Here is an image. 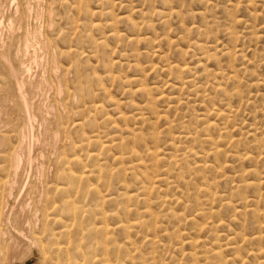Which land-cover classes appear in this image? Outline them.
I'll return each mask as SVG.
<instances>
[{
  "label": "rangeland",
  "instance_id": "obj_1",
  "mask_svg": "<svg viewBox=\"0 0 264 264\" xmlns=\"http://www.w3.org/2000/svg\"><path fill=\"white\" fill-rule=\"evenodd\" d=\"M2 1H3V3H2ZM18 1L19 2L21 1V2L19 3ZM18 1H16L17 2L16 3V2H13V0H8V1L7 0H0V4L2 3L0 5V11H1L0 12V20H2V18L4 20L1 23L2 25H0L1 28H3L0 30L2 31L1 32L2 37L4 39H0V43L5 42V43L0 44L1 45L0 49L2 50V48H3L2 46H4V44H5L4 48L8 49V50H5L3 48L4 49V50H2L3 53L0 50V57H2V55H3L4 57H2V58H5V60L0 58V71H5V74H4V72H2V73L0 72V74H1L0 79H3V81H4V83H2V81H0V90L2 87V89L5 91L4 92L2 90L3 92H0V111H1V113L3 112L2 114L0 113V125H1V127H0V140L2 139L0 142H1V145L4 143L2 146L0 145V147H1L0 150L2 152V153L0 152V155L10 154V153H12L11 151L16 150V151H19L18 154L20 153L19 157L21 155L19 160L20 159H21V161L26 160V162L24 164L26 168L24 169L23 168L24 165H21L20 171L22 170V168L24 171L20 172V176L18 178H20L22 174L26 173V171L28 169V172L25 175L29 176V177L26 176V178L28 177V179H29L28 182H32V183H29V185H28L29 189L27 187V190L30 192L29 196L30 197L34 196V193H32V192L35 189L38 190L40 188V187H37L38 185H42L44 182H49L50 180H53V177H52L54 174L53 172H56L58 170L56 162L58 161V157L61 153L67 154V152L69 151L68 155L66 156L67 159L70 160V159H72V157H74V158L79 157L80 160L81 159L83 160V159H85L83 156L85 155L84 152H86V150H87V152H90L92 154H94V153L96 154V150L99 148L98 149L99 152H97L98 154L100 153L99 155H101V156H99V158H101V160L100 159L99 160L102 161L103 157H104L106 162L104 164L103 161H105V160H103L102 163L100 161H97V163L99 162L98 164L99 165L101 164L100 167H104V168L100 169L99 167H96L99 165L96 164L92 160H90V161L85 160L82 162H83V164L88 163V164H86L88 167V169H86V170L92 171V170L99 168L96 170V172L97 173L102 172L100 174L106 175V174H109L107 172H110L109 167L112 168V166H115V167H113L115 169H119V167L122 168L120 165L116 166L117 163H115V162H114L115 164L112 163L113 162L112 161L113 160L112 155H113V152L116 153V151H118V145H120L122 143H126L129 139H130V141L133 140L134 144L132 143V141L131 142L128 141L126 143V145L125 144L120 145L121 149L125 148L123 150H124V152H126V151H129L130 149L135 148V150H137V152L140 151L139 154L143 153V151H144L143 148L145 146L148 147L150 145H151V147H153L152 150L157 152L156 155L168 154L170 152L172 153V151H168V150L173 149V148H171V145H169L173 142L172 144H173L174 148H176V152H177L176 155H180L182 152L185 151L186 148H189V149L193 148L194 151H196L197 154H199L201 157L200 158L189 157L187 159V161L185 162V160H184L183 163H182L183 160H180L177 158L178 159L177 164H176V165H178L177 171H175L177 166L172 167V166L167 165V163H168L167 159L163 160L161 162V164L159 165L160 168L162 167V170L166 168L163 166H167L170 170L172 168L171 171H173L172 175L174 177L173 176L168 177V179L170 181H173V182L179 181L180 182L181 180L176 178L177 175H180L185 179V182L187 183V188L182 187L184 189L180 188L181 187L180 185H183L181 182H180V184L174 183V186H173L174 188L177 186L178 187L177 189L179 191L185 193L184 194L185 197H183L182 195L177 196V194L171 193V191L175 192V190H173L172 188H169L171 191L168 189H166V190L163 189L164 194L167 192L169 194V191H170L171 194H169V195L167 194L168 199H171L170 195H173L172 199L173 198L174 199L171 200L170 205H173L174 207L173 206L172 207L177 208V209H172V210L177 211V213L180 212V214L183 213L182 215H184L185 217H191V215L194 214V208L196 207L197 203L199 205H197L198 207H196V209H198L199 207L200 208H207V207H209L208 204H211V205H213L214 209L219 214V217H217V219L221 221V225L216 229V232H212V231L208 232L207 230L202 229V228H201V230H199V229L192 230L191 229L192 226H190L188 222H186V223L182 222V223H180V225H178V224L174 223L175 221H173V219L171 217H168L167 219L163 220V223H162L163 225H160L162 229H167V231H169V233H173V232L175 233V230H177L180 227V229L183 233H186V234L189 233L190 234L189 237H192V239H194V240L196 239L195 241L199 242L200 245L202 243H204L203 245L205 247L202 245L203 247L199 246V247L191 248L192 246L187 244V243H183L182 245L180 244L181 246H179V243L181 241H179L177 243H175V240L169 241L168 236L162 235V234L156 235V237H157L156 240L159 242V246H156V245L155 246H151V245L148 246V244L141 241L142 234L140 232L139 235H137V234L131 235V238L129 240V242L132 241V243H134V245L136 247H138L140 250V251L138 250V252L134 253V259H133L134 264H140L138 261H140L144 264L145 263L153 264L154 263V261L152 260L153 257L156 259L155 261L157 264H174V263H177V262H175L176 260L178 262H180L181 256H179V255H181V254H184V255L194 254L195 256L198 254L197 256H198V258H200V257H203V255H204V254H202V252L205 253L206 251H209L212 247L213 248L223 247L224 244H228L227 243L228 241L231 242V240H230L231 238L232 239L235 238L236 242L239 245V248L241 250L239 255H241L242 260H243L242 264H263V262H264V185H263V183L264 182H261V181H263V179H264V0H56L57 3H54L55 0H48V1L47 0H44V1L43 0H27V1H29L28 3L25 0H18ZM58 1H60V2H58ZM4 2L7 5H5ZM24 2H25V4H24ZM43 2L44 3L46 2L45 5L41 4ZM13 3H15V4H13ZM51 3L54 4V6ZM10 4H11V7H10ZM17 4H18V6H17ZM19 4H22V6H24L25 8H23L21 5L19 6ZM33 4H35V5H33ZM40 4H41V6H40ZM55 4H56V6H55ZM15 6L17 8L22 7L24 9V13L22 12L23 11L22 8H20L21 10L20 9L17 10V8ZM31 6H32V8H31ZM1 7L3 9H1ZM28 7H30L31 9ZM37 7H38V9H37ZM42 7L45 9H43ZM26 8L29 10H27ZM46 9H48V10H46ZM52 9L55 11H53ZM136 9L138 12L135 11ZM15 11H17V12H15ZM39 11H40V13H39ZM50 11H52L53 14ZM131 11H132V13H131ZM13 12H15V13H13ZM134 12H136L137 14H134ZM174 12H175V14H174ZM108 13L111 14L112 16L114 15L113 17H115L117 15L116 19L113 18ZM2 14L4 17L1 16ZM12 14L14 15V17L17 18V20L14 17H13V19L10 18V17H12L11 16ZM27 14H29V15H27ZM30 14H31V16H30ZM40 14H43V15L40 16ZM19 15H23V17L22 16L19 17ZM119 15H121V16H120V21L118 22L119 19H117V18H119ZM128 15H129V17H128ZM24 16L26 19L24 18ZM35 16H37V17H35ZM122 16L128 17V18L125 19ZM40 17H42L43 19ZM50 17H51V19H50ZM22 18L25 20H23ZM109 18H110V20H109ZM20 19H21V21H20ZM41 20H42V22H41ZM108 20H109V22H108ZM121 20H123V21H121ZM49 21L51 22V25H50ZM8 22H10V23H8ZM113 22H114V24H113ZM134 22H136L137 24ZM19 23H22L21 26ZM93 23L97 26L93 25ZM107 23L109 24V26L112 24L113 27L112 26L109 27L107 25ZM130 23H131V25H130ZM9 24L11 26H14V27L9 26ZM23 24L25 25L24 28H23ZM33 24H35V25H33ZM90 24H91V26H90ZM98 24H99V27H98ZM41 25H42V27H41ZM43 25H45V26H43ZM88 25H89V27H88ZM8 26L11 28H8V30H7ZM51 26H52V28H51ZM136 26H138V28H136ZM34 27H35V29H34ZM12 28H15V29L13 30ZM18 28H20V30ZM26 28H29V31L26 32ZM9 29L13 30L12 35L10 33V36H9V37H11V39L8 38V36H7L8 33L11 32V30L9 31ZM41 29L44 31H42ZM58 29H59V32H62V33H59ZM73 29H76V30H73ZM85 29H87L88 31H86ZM15 30H17V31H15ZM39 30H41V32ZM50 30H52V31H50ZM89 30H91V31H89ZM3 31H4V34H3ZM47 31H50V32H47ZM53 31L54 32L57 31V32L54 33ZM15 32L17 34H15ZM24 32L26 34L39 32L37 37H36L39 40H29L30 42L26 41V36H25ZM111 32H113V33L116 32L118 35L116 33L112 34ZM132 33L136 34L135 36L138 35L137 37H141L144 40L141 38L138 39L134 35H130ZM13 34H15V35H13ZM40 34L42 37L40 36ZM42 34H44V35H42ZM45 34L47 37L45 36ZM62 34H64V36ZM111 35L113 37H109ZM115 35H117V36H115ZM129 35H130V37H128ZM13 36L16 39H13L12 38ZM18 37H19V40H18ZM59 37L65 38V39H60ZM114 37L116 39H114ZM131 37L134 38L132 41H131V39H132ZM40 38H42L44 41L41 42L42 39H40ZM128 39H130V40H128ZM140 39H141V41H138ZM2 40H4V41H2ZM23 40H25V41H23ZM52 40H54V41L56 40L55 42H57V43H55ZM6 41H8L9 43ZM14 41L15 42L19 41V42L15 43ZM51 41L55 44L51 43ZM134 41L140 42V43H135ZM20 42H22V43H20ZM36 42L37 43L39 42V43L36 44ZM131 42L134 45H132ZM12 43H15L14 44L15 46H13ZM19 43L21 44L20 46H19ZM29 43H31V44H29ZM42 43H43V45H42ZM44 43H45V47H44ZM23 44H24V46H23ZM34 44H35V46H33ZM30 45H32L33 47ZM36 45H37V47H36ZM46 47L48 48L47 51L45 50ZM67 47H69V48H67ZM13 48H14V50H13ZM22 48H23V51L25 50V52L22 51ZM36 49H38V50H36ZM41 50L43 51L42 53H41ZM36 51L38 53H36ZM74 51H76V52H74ZM8 52L10 54L13 53L15 56H13V54L12 55L8 54ZM31 52H33V53H31ZM56 52L61 53V54H63V52H64V54L60 55ZM66 52H68V54ZM72 52H74V53L72 54ZM28 53L32 54V55L29 56ZM35 53L37 55H35ZM133 53H135L137 55L136 59L134 58V57H136V55H133ZM6 54H8V55H6ZM17 55L22 57V59L20 60V57ZM55 55L58 57V58H56L58 61L56 59H54L56 57ZM16 56L19 58H17ZM35 56H36V60L38 58L39 60H42V61H39V60L36 61L35 60V63L36 62H39V63H37V64L33 63V58ZM40 56H42V57L40 58ZM132 56H134V57H132ZM29 57H31V59ZM43 57H45V58H43ZM130 57H132V58H130ZM128 58H129V60H128ZM6 59H8V60H6ZM17 59L20 61H18ZM24 59H25V61L28 59V61H26L27 63L24 61ZM52 59L54 62H52ZM21 61L24 63H22ZM63 61H64V63H63ZM9 62L11 64V66H13V67H11L9 65ZM125 62L130 63V65L125 64ZM6 63H7V65H6ZM55 64L58 67L60 66L59 68L62 67L63 69H66L68 71H66V70L63 71V69L61 68L62 72H63V73H61V70H59ZM70 64H72V66H69ZM199 64H201V65H199ZM135 65H137V66H135ZM18 66H19V68H18ZM24 66H26V68ZM36 66H38L40 68H37ZM176 66L180 67L179 69H181L182 67H184V68L187 67L188 69L187 68L186 69L188 71L186 70V71L182 72L180 70V73H177V72H179V70H177V69L174 70V68ZM8 67H10V68H8ZM23 67L25 68L24 71L26 73L22 71ZM42 67H44V68H42ZM76 67H78L77 70H79V71L76 70ZM7 68L12 69V70L10 71ZM14 69H16V71L18 70L20 72L17 71V73H16V72H14L15 71ZM29 69H30V71H29ZM37 69H39L41 72ZM142 69L144 71H142ZM204 69H206V71ZM45 71L48 73H46ZM76 71H77V74H76ZM210 71L213 73H211ZM29 72H31V73H29ZM204 72L205 73L208 72V73L205 74ZM18 73H20L22 75H17ZM44 73H45V75H42ZM73 73H75L74 74L75 76H73ZM217 73H220V75ZM30 74H32V75H30ZM36 74H37V76L35 77ZM190 74L191 75L194 74L193 75L194 77L191 76ZM212 74L217 75V76H215L216 77L215 79L213 78L214 75H212ZM221 74H223V75H221ZM15 75H17V76H15ZM24 75L28 76L29 78L26 77L25 80H23ZM38 75H40V76H38ZM78 75H79V79L75 78ZM203 75H204V77H203ZM226 75H227V77H226ZM14 76L16 78L12 79V78H14ZM18 76H20V77H18ZM30 76H32L34 78H32V77L30 78ZM62 76H63V79L66 78L65 79L66 82L62 81L63 83H61V81L58 80L59 78L62 79ZM230 76H232V78H230ZM37 77H40V78H37ZM17 78H19V79H17ZM54 78L57 80H54ZM72 78H73V80H72ZM184 78H186L185 79L186 81H188L187 79L189 78V84H187L188 82L183 81ZM192 78L194 79V81H191ZM202 78H205V80H203ZM38 79L40 81L42 80L41 83H40V81H37ZM77 79L79 80L78 81L79 85L77 84V82H75V81H77ZM134 79H138V81L137 80L134 81ZM179 79H183V80H179ZM27 80L29 82L26 83L25 81H27ZM31 80L34 82L37 81L38 84L35 86V84L37 82L35 84H33L34 82H31ZM44 80H47V81H44ZM48 80H50V81H48ZM14 81H16V82H14ZM199 81L201 84H203L205 86L201 85L202 87H198L197 85H200V84H198ZM20 82L23 83L24 85L26 84L28 88H26V86H24L23 84L21 85ZM47 82H49V83L47 84ZM69 82L70 83L72 82V83L70 84ZM138 82H140V84ZM184 82H186V83H184ZM191 82H193V83L190 84ZM12 83L15 84L16 86H13ZM16 83H19V84H16ZM64 83H66L65 87L67 89L64 87ZM137 83H138V85H137ZM54 84H56V85H54ZM72 84H74V85L76 84V85L74 86ZM84 84H87L86 86L89 88L86 89ZM99 84L101 86H98ZM186 84L188 86L192 85L189 88L187 87L190 90H191V87H193L191 90V93L188 92L189 95H188L187 91H190V90H185V88H186L185 86H187ZM194 84H197V85H194ZM17 85H19V86H17ZM42 85H44V86L48 85V86L42 87ZM61 85H62V87H61ZM142 85H144L145 87H143ZM173 85H174V87L176 86L175 89H174ZM180 85H182L181 87L183 89L181 87H179V88L177 87ZM30 86H35L38 89L35 90L36 89L35 87H30ZM39 86H41V87H39ZM49 86H51L52 88ZM59 86L61 87L60 89L58 88ZM76 86H78V87L80 86L79 89L82 91L78 90V87H77V89L74 88ZM139 86L146 89L148 96L150 98L152 97V99L155 100V103H154L155 105L153 104L154 105L153 107H155V108H153L155 115H153L152 110H149V112L148 111L144 112V110H148V109H146L147 106L149 105L147 103H149L152 99L149 100L148 99L149 97H147L146 94L141 95L140 94L141 92L138 89H136V88H141ZM7 87L9 89H10V87H13L16 89L11 88L12 91L10 90V92H9L7 90L8 89ZM18 87L24 88L23 89L24 96H27V99L30 98L33 94H35L34 95L35 98H33L34 96H32L30 99H28L29 105H30L29 106V112H32V114L30 113L31 116L32 115L35 116V117L32 116L34 120L33 119L31 120V122H32L31 124H33L35 122L36 124H33V125L38 126V127H33V125L30 124L31 125V128H30L28 126L27 121L24 122L26 120L25 119L26 116H22V115H25L24 109H22L20 102L17 101L18 100V96H17L18 95V90H17ZM30 88L31 89L35 88V89H32L33 90V92H32V90ZM57 88H58V90H57ZM90 88H92V91ZM102 88H103V90H102V92H100ZM176 88H178L179 90L180 89H182V90L179 91ZM194 88H196L195 91L193 90ZM215 88H216V91H215ZM25 89L26 90L30 89L31 92L30 93L28 92L29 94L28 93L25 94L27 92ZM68 89H69V91H68ZM95 89H100V91L95 90ZM130 89L133 91L135 90V91L130 92ZM43 90H45V91L48 90V91L46 92V94H44L45 91H43ZM59 90H61V92ZM70 90L72 93L70 92ZM36 91L38 94L36 93ZM41 91H43V92H41ZM55 91H57V93ZM58 91H59V93H58ZM85 91L88 92V94ZM97 91H99V93H97ZM127 91H129L130 94H128ZM192 91H194V92H192ZM65 92L68 95L64 97L65 94H63V93H65ZM68 92H70V93H68ZM80 92H82L81 94H83V95H81ZM91 92L96 96L92 95ZM105 92H106V94H104ZM183 92H185V93H183ZM16 93H17V95H16ZM42 93H43V95H42ZM54 93H56L57 95ZM100 93L102 95H100ZM178 93H180V94H178ZM186 93L188 96L186 95ZM8 94H10L11 98ZM39 94H40V96H38ZM61 94L63 97L61 96ZM183 94L186 96H184ZM77 95L79 97H76ZM87 95H92L91 97L88 96L91 99L88 100V97H86ZM181 95H183V97ZM195 95H196V97H195ZM106 96H108V97H106ZM169 96H171L172 98ZM173 96L174 97L178 96V97H175V99H173L174 98ZM46 97H48V98H46ZM80 97L83 99L82 100L79 99ZM154 97H156L157 99ZM7 98L8 99L10 98V101L7 100ZM36 98H39V99H36ZM93 98L95 100L92 101ZM167 98H171L169 100L174 101V102L165 101V99L167 100ZM179 98H182V99H179ZM44 99H46V100H44ZM176 99H178V100H176ZM3 100H5V102H3ZM11 100H12V102H11ZM42 100H44V101H42ZM55 100L58 102H56ZM90 100L92 101V103H89V102H91ZM7 101H9L11 103H9ZM32 101H35L36 103L32 102ZM109 101L110 102L112 101L111 102L112 104ZM176 101H177L178 106L175 103ZM178 101H180V103ZM185 101H186V103H185ZM16 102H18V103H16ZM156 102H160V103H156ZM2 103H3V105H2ZM12 103H13V105H12ZM38 103H39L40 109L38 108V105H37ZM82 103L84 105H87V106L81 105ZM96 103H98V104H96ZM114 103L117 105L115 106ZM51 104H52V106H51ZM91 104L93 105L92 110H91V107H92ZM146 104H147V106H145ZM173 104L176 106H174ZM44 105H46V107H49V106L50 107L49 108L43 107ZM80 105L83 107H80L81 109L79 110ZM112 105H114V106H112ZM134 105H136V106H134ZM137 105L140 108H141V106H143L142 107L143 110H142V108L140 109ZM31 106H33V108ZM171 106H173V108H176V109H173ZM3 107H4V109H3ZM76 107L78 110L76 109ZM116 107L117 108L119 107V108L117 109ZM136 107L139 109H136ZM52 108H53V110H52ZM228 108H229V110H228ZM1 109H3V110H1ZM5 109H6V111H4ZM8 109H10V110H8ZM30 109H31V111H30ZM88 109H90L91 112ZM43 110H45V111H43ZM85 110H87L86 111L87 113L85 112ZM140 110H141V113H140ZM36 111H38V112H36ZM76 111H78V112H76ZM99 111H101V113H99ZM221 111L225 115L226 114L231 115V116L233 115L232 118H231V116H228V118L226 117L223 121V120H218V118L213 116V113L215 115V113L221 112ZM46 112H48L49 114L47 115ZM82 112H84V113H82ZM96 112H98V113H96ZM116 112H117V114H116ZM228 112L230 114H228ZM21 113H22V115H21ZM50 113H52V114H50ZM81 113L84 115H81ZM118 113L119 114L123 113L124 115H126L124 117L125 119L124 118L121 119V117H123V116L119 117ZM144 113H146V114H144ZM207 113H209V114H207ZM211 113H212V115H210ZM16 114H18V115H16ZM40 114H42V116L46 119V121L43 122L44 118L42 116H40ZM102 114H105V115L108 114L109 116H107V117H110L109 118L110 120H108V118L105 115H104L105 117H103ZM135 114H140V115H135ZM151 114L154 117L155 116H157V117L154 118L151 116ZM59 115H60V117H59ZM113 115H115V116H113ZM158 115H160V116L163 115L164 117L163 116L160 117ZM16 116L18 118L21 117V118H19L20 122L17 121L18 118L14 119V117H16ZM130 116H132V119L130 118ZM137 116L138 117L140 116L142 118V120L138 119ZM202 116L205 117L207 120L212 119L211 121L208 120L205 122H210V124H214V125L216 124L218 126V129H217V126L215 125L216 128H212L210 130V132L208 133L212 137V140L210 141L211 144L209 142L207 143L203 137L200 139L195 137V138H197V140L194 139L192 141L180 139V137L182 138V134H181L182 132L181 131H183L185 129V127H186V130H189V131H191V127H192V131L196 130L200 126H201V128L199 129V131L202 128H204V126H203L204 120L202 122H200L203 118ZM207 116L208 117L211 116V117L208 118ZM54 117L58 120V122H57V120H55ZM101 117H103V118H101ZM151 117L154 118L155 120L154 119L149 120V118H151ZM213 117L215 119H213ZM35 118H36V120H35ZM52 118H53V120H51ZM62 118L66 119V120L64 121V119H62ZM93 118H95L96 120ZM229 118H230V121H228ZM60 119H62V120L60 121ZM105 119L107 121H109L110 124H108L107 121H104ZM114 119H116V120H114ZM117 119L120 121H117ZM136 119H138V120H136ZM146 119H148L149 121H147ZM21 120H23V121H21ZM39 120H41V121H39ZM85 120H86V122H85ZM93 120H95V121L93 122ZM198 120H200V121H198ZM213 120H215V121H213ZM111 121H115L116 124H115V122H112L113 123L112 124ZM126 121H129L131 125L127 124V127H126V125L124 123ZM219 121H221V122H219ZM47 122H50V123H47ZM53 122H56L58 126L56 125V123H54V125H53ZM87 122L88 123L90 122L91 124L93 123L92 126H91V124H89V126L85 125V124H88ZM120 122L122 124H120ZM129 122H126V123H129ZM134 122H139V123L135 124ZM149 122H151V124ZM168 122L170 123V127H169ZM211 122H214V123H211ZM217 122H219V123H217ZM45 123L48 124L47 127H46L47 124H45ZM59 123L60 124L62 123L60 127H59ZM65 123L67 125L72 123L71 124L72 127H71V125H69L70 127L67 126ZM82 123H84V124L82 125ZM118 123L123 128H121V126ZM123 123L125 126L123 125ZM224 123H225V125H224ZM11 124L15 125V126L13 125L14 128L17 129L15 132L11 131V130H10L11 132L9 131V129H11L10 127L12 126ZM39 124H42V125H39ZM76 124H78L76 126L77 130L74 127V125H76ZM103 124L106 125V127L103 126ZM178 124H180L181 126ZM218 124H220V125H218ZM62 125H66V126H62ZM93 125L95 128H96V126H98V127L95 129L93 127ZM107 125H109V126H107ZM110 125H111V127H110ZM115 125H116V128H115ZM133 125H135V127L138 128V130H135L136 128H134ZM187 125H189V126H187ZM221 125H223V127ZM6 126H7V128H6ZM26 126H27V128H26ZM39 126H42V127H39ZM84 126H86V127H84ZM112 126H113V128H112ZM128 126H131V127H128ZM194 126H195V128H194ZM61 127H63V129ZM89 127L92 128L94 132L92 130H90ZM182 127H183V130L180 129ZM188 127H190V128H188ZM219 127H222L224 130L222 128H219ZM21 128L22 129L26 128L27 130L23 129V131H24L23 132ZM32 128H34V129H32ZM44 128H46L47 130H45ZM84 128L85 129L88 128L89 130L88 129L85 130ZM128 128H129V130L132 128L134 129V130H131V132L137 131L136 132L137 134L134 133L135 136H132L133 139L128 138L129 133H130V132H127L128 130L126 131V129H128ZM6 129H8V130H6ZM41 129H43V130H41ZM81 129H82V131L80 132ZM117 129H119L118 130L119 132L117 131ZM151 129H154V131H152ZM220 129H222V130H220ZM52 130H54V131H52ZM98 130H100V131L97 133ZM112 130H113L114 134L110 135V133H112ZM114 130H115V132H114ZM32 131H33V134H32ZM60 131H61V133H60ZM151 131H152V133H154L153 135H151L152 134ZM19 132H20V134H19ZM36 132H37V134H36ZM78 132L81 135H79ZM124 132H125V134H124ZM138 132H141V133L139 134ZM194 132H196V131H194ZM7 133H9L8 136H7ZM46 133H49L47 135L48 137L47 136L45 137ZM53 133H54V135H53ZM103 133H105V134H103ZM115 133L122 136V138L128 139V140H124V142H123V139L121 140V137L116 135ZM39 134H40V137H39ZM56 134H58L59 139H61V140H59L58 137H57V139L55 138ZM199 134L200 133H198V135ZM14 135H16V136H14ZM21 135H24L21 137L23 140L20 138ZM28 135H30V136H28ZM75 135H78L79 139H76L77 136H75ZM140 135L143 137L142 140L144 142H142L141 139H138ZM150 135L153 138L149 137ZM68 136L70 138H68ZM73 136L75 137V140H74V138H72ZM84 136H88V139H87V137H84ZM91 136H94V137L90 138ZM99 136H101V137H99ZM109 136H110V138H109ZM141 136H140V138H141ZM63 137L66 139L68 138L67 140H69V141H67ZM82 137H84L85 139ZM116 137H118L119 140H117ZM198 137H201V136L199 135ZM36 138H41V139H36ZM94 138L96 139L95 140L96 143L94 142ZM27 139H28V141H27ZM89 139H91L92 142H94L92 145H90L92 142ZM105 139H107V140L104 141ZM111 139H113V140L116 139V140H114V142L117 143V144H114L116 146L112 145L114 142H110ZM153 139H155V140L153 141ZM32 140H34V141H32ZM48 140H50V141H48ZM63 140H65V141H63ZM86 140H88V141H86ZM108 140H110V141H108ZM120 140L122 141V143ZM137 140H139V141L137 142ZM150 140H151V143H149ZM216 140L220 141V142H217ZM42 141H43V143H42ZM258 141H259V143H258ZM28 142H30V143H28ZM37 142H39V143H37ZM136 142L138 144H136ZM141 142H142V144H141ZM212 142L215 143L216 145L213 146L214 144ZM228 142H229V144H228ZM10 143H11V145H10ZM86 143L88 144V146H91V147L87 148L88 147L87 146V147H85L86 149L83 148L82 146H84ZM106 143H108V144L106 145ZM128 143H130V144H128ZM155 143H156L155 147L159 150H156V148L153 146V145H155ZM12 144H15V145H12ZM39 144H41V145H39ZM80 144H81V146H80ZM97 144L99 145L98 147L96 146ZM102 144L105 147L104 148L105 151L103 149H101ZM140 144H141V146L139 147ZM231 144L234 146H232ZM27 145L30 147L28 148ZM32 145H33V147H32ZM93 145L95 146V148ZM110 145H112V146H110ZM210 145H212L213 147H219L221 149L222 154H220V156L223 155L224 157L221 156L222 158H217V159H221L222 161L219 160L220 162H216V161H218L217 159H214L212 156L209 157L208 151L211 148H213ZM4 146L5 147L8 146V148L3 149ZM42 146H44V147H42ZM47 146H49V147L47 148ZM67 146H69V147H67ZM79 146L82 148L79 149L80 148ZM122 146H124V147H122ZM225 146H227V148ZM13 147H15V148H13ZM26 147H27V149H26ZM57 147H58V149H56ZM111 147H112V150L114 149L113 151L110 150ZM128 147H130V148H128ZM136 147H137V149H136ZM151 147H149V148L151 149ZM223 147H225L224 149H226V150H224ZM22 148H24L25 150ZM32 148H33V151H32ZM67 148H69V149L72 148L71 151L72 150L73 151L71 152ZM76 148H78L77 149L78 151L76 150ZM90 148L92 149L91 151H90ZM116 148H117V150H115ZM59 149H61V150H59ZM121 149H119V151L117 152L118 154H119V152L124 154V152H122L123 150H121ZM126 149H128V150H126ZM222 149L224 150V152ZM228 149H230V150H228ZM3 150H5L6 152ZM20 150H23V151L20 152ZM27 150H28V152H26ZM54 150H58V151H54ZM92 151H94V152H92ZM102 151L103 152L108 151L107 153H109V154H110V152H112V155H108L106 153H105L106 155L105 154L103 155V154H101ZM178 151L179 152L181 151V152L179 153ZM229 151H231L233 153H231ZM25 152L29 153L30 155L32 153V156L34 157V158L32 157L33 163L31 165H33V166L31 168L27 164V158H28L29 154H26ZM70 152L73 154H71ZM74 152L78 153L79 156L74 154ZM156 152H154V154ZM234 152L236 154H234ZM82 153H83V156H82ZM117 153L114 155H118ZM228 153H231L233 156L231 154H228ZM244 153H246V155ZM70 154H71V156H70ZM22 155L26 156L25 157L26 159L22 158ZM227 155H229V156H227ZM237 155H239V156L245 155L247 157H250L251 160H249V159H248V161L247 160H245V161L239 160L238 157H234ZM105 156H107V157L109 156V158L107 159V158H105ZM110 157H111V160H110ZM206 157H208V159H205ZM253 157H255V159ZM209 158H211L212 161L209 160ZM200 159L201 160L205 159L204 161L207 165H209V164L213 165L214 164L217 167H219V166L222 167V165H223V166H226V169L228 168L227 165L231 166V167H229V169H227V170L225 169V167H222L221 170H226L223 172L225 175L222 174L224 178L222 176L216 175V172H201L199 174H194V172L192 171V166H193L192 164L200 162ZM109 160L112 162H110ZM149 160L151 161V159H149ZM149 160H148V157H146L145 161L148 162ZM152 160H154L153 162H156L155 161L156 159H152ZM21 161H20V163L23 164L24 162H21ZM84 162H86V163H84ZM90 162L91 163L94 162V163L91 164ZM153 162H148L149 163L148 166H152ZM53 163L56 164L57 168H55V165H53ZM106 163H107V165H106ZM217 163H220L222 165H220V164L217 165ZM39 164L41 166L43 165L46 167L43 169V166H42V169H43L42 176H40L39 174L37 175L35 172H33L36 170L33 168L41 167ZM72 164H74V163L71 162V164L69 165L70 170L73 169L72 170L73 172L71 171L72 174L75 176H79L78 174L83 172L82 171L83 168L80 170L77 168V166H78L77 164H74L75 167H73ZM94 164H96V166ZM110 164H112V165H110ZM183 164H185L186 167ZM225 164H227V165H225ZM91 165H94L95 168ZM184 167L186 169L189 168L191 170L190 171L187 170V172H186L185 171L186 169H184ZM60 168H61V166H60ZM79 168H81V167H79ZM250 168H252V169H250ZM253 168L257 169V170H255L256 172H253L254 174L253 173L248 174L250 171L254 170ZM219 169L220 168H217V173L219 172ZM50 170H52V171L54 170V171L52 172ZM70 170H69V173H71ZM221 170L219 172L220 174L222 173ZM241 170H243V171H241ZM77 171H78V173H77ZM111 171H112V169H111ZM180 171L183 172V174L182 173L178 174V173H180ZM246 171L248 173H245ZM30 172L33 173L34 175H32ZM241 173L243 174V176H238V174L241 175ZM257 173H259V174L257 175ZM49 174H50V176H49ZM209 174L210 175L213 174V175H211L210 177L205 176V175H209ZM123 175H125L127 177H125ZM123 175H122V178L119 179V181L123 180V177H125V179H128V180H125V179L124 180L128 184V186L130 187L129 194L135 195V192H132V191H134V186H133L134 184L132 185V183H134L133 180L129 177V174L125 173ZM34 176H36V177L34 178ZM37 176H39V177H37ZM204 176H205V178H203ZM107 177H108V175H106V178ZM172 177L174 180L170 179ZM199 177L200 178L202 177V179H204V180H201ZM259 177H261L260 178L261 180L259 179ZM18 178L16 180V186H18L19 182H22L21 179L23 177L20 178V180ZM129 178H130V180H129ZM255 178H257L258 180ZM90 179H89L90 182L89 181H88V183L86 182L85 185H90V186L92 185V187L94 186V188H96V189L99 187L98 190L101 191V193H103V195L104 194H106V195L110 194L109 198L110 199L114 198L113 200L111 199L112 200L111 203H108V204L106 203V205L103 206L105 208L104 209L102 208V209L104 212L106 211L105 212L106 214H110V212L111 213L115 212L116 215H118L120 218L123 219L124 218L123 212L125 210H127V211H131L130 217H132V219H134V216H132L133 210L143 211L142 208H144L145 206L143 205V203H142V205L140 204V202H142V201H139V200H141V198L140 199L135 198V199H137L135 201H137L138 204L136 205L137 202H135V203L132 202V204L135 205L133 207H132V204L128 203V205H127L126 202L121 201V199H119V195L121 194L122 190H121L120 184L118 182H115V181H117V179L114 178L115 181L113 180V178L110 179L111 181H109V183L107 182L108 185H106L107 187H105V188H104V186L102 187V185H100V184H96V182H95L96 180L94 181L92 177ZM205 179H207V180H205ZM211 180L214 181L215 183L212 182ZM91 182H92V184H91ZM201 182H202V184H201ZM209 182H211V183L209 184ZM40 183H42V184H40ZM206 183H208V184H206ZM248 183L251 184V186H249V185L247 186ZM175 184H177V185H175ZM212 184H213V186H212ZM253 184L256 186H259V187H260V185H263L262 189L260 190V188H258V187L252 188ZM203 185H205V187ZM208 185H209V188L207 187ZM19 187H20V184H19ZM212 187H213V189H212ZM244 187L247 189H245ZM15 188H16V191H15V194H16V192H18V187H15ZM117 188H119V189H117ZM161 188H168V187L162 185ZM203 188L209 189L213 195L215 194L216 196L222 197L223 199H228V201L231 202L230 206L227 207L223 204H220L221 201H217V202L212 203L211 199H209L205 196L206 193H204L202 190H200ZM185 189H187V190H185ZM257 189H258V192L256 191ZM187 191H188L189 195H186ZM213 192H215V193H213ZM175 195H176V197H174ZM241 197H242V199H241ZM176 199L180 200V202L178 204H179V206L182 205L181 208L178 207V205L177 206L175 205V203H177ZM87 200L84 201L85 204L82 203L83 206L85 207V210H90V208H92L91 210L96 211L97 210V208H95L96 206L95 205L92 206L91 203L88 202ZM254 201H255V203H254ZM122 202H124V203H122ZM172 202H173V204H172ZM11 203H13V201L10 202V206L15 205V204H11ZM112 203H114V205H112ZM205 203H208V204L206 205ZM118 204L119 205L121 204L120 208H118L119 207ZM194 205H195V207H194ZM202 205H206V206H202ZM152 206H150V211L153 212L154 214H157V216H159L161 214L160 208L157 205H154V207H152ZM16 207H18V205H15V208L13 209V211L17 217L15 215H13V212L11 213V219H12L11 224H13V222L16 223L18 221L17 218H18V211H19L18 208L19 207L18 208H16ZM123 207L125 208V210ZM135 207H138V208L134 209ZM172 207L170 206V208H172ZM111 209L114 212L111 211ZM130 209H132V210H130ZM178 209H181V211H179ZM235 209L239 210V212H237L238 214L235 212ZM109 210H110V212H109ZM240 213H243V214H240ZM244 213H245V215H244ZM239 214H240V216H239ZM128 219H130V218H128ZM132 219H130V220H132ZM215 219L216 218L209 219L208 221L212 222ZM199 220L200 219H195V222L199 221ZM110 222L111 223L114 222V223L111 225ZM116 222H117V219L110 220V218H109L107 220V224L109 227H111V226L113 227L116 224ZM176 225H178L179 227H176ZM21 227H22V225H21ZM240 228H241V230H245L244 228H246L247 231H240ZM6 229H7L6 234L9 233V235H11V234H13V235H11V236L5 235L6 237L4 236V238L6 241L10 240L8 242H11V239L16 238L18 236V234L14 235V233L11 232L12 231L11 228H10L11 230L8 227H6ZM144 231L146 232V230H144ZM240 232H242V234H246V235L242 236ZM233 233H235V235ZM236 233L238 234V236H236L237 235ZM232 234L234 235V237ZM119 235H121V236H119ZM250 235H252V236H250ZM244 236H246V237H244ZM9 237H12V238L9 239ZM241 237L242 238L244 237V238L241 239ZM113 238L117 242L116 245L118 247H122L124 245L121 242L124 238V235H122L121 233L116 232L115 235H113ZM216 238L218 239V243L214 244L215 246H213L212 244L216 242ZM248 238H251V240L249 241ZM17 239H18L17 241L22 242V243L18 242L20 245L22 244V247L20 245H18L17 250H16L17 254L15 253V255H13L11 257L3 258V261H0L2 264H43L42 256L39 254L38 250L32 244L29 243V241H20L18 237H17ZM199 240L201 241V243ZM202 240H204V241L202 242ZM242 240H248L249 242H247V243L245 242L246 243L245 244V243H243L244 241L241 242ZM142 242H143V244H141ZM23 243H24V245H23ZM120 244H122V245H120ZM209 244H210V246H209ZM244 245H245V247H244ZM28 248H30V249H28ZM204 248H207V249H204ZM257 249H261V252H260V255L257 256L255 259L254 257H252L250 255V252L253 250L256 251ZM150 250H152V251H150ZM153 251L156 253H153ZM178 252H180V254ZM241 252H242V254H241ZM146 253H149V254L145 255ZM221 254H222V256H224V259L225 258L229 259V260H227L226 264H236V263H232V262L230 263L229 262L230 261V253L228 251H226L224 249V251H221ZM120 255H122V254H120ZM146 256H148V257L151 256V259L150 258L147 259ZM155 256L156 257L158 256V257L156 258ZM159 257L162 260V262H160ZM206 257H209V256H206ZM241 257H240V259H241ZM258 258L260 259V261ZM138 259H140V260H138ZM122 261H120V263H125V259H123ZM143 261H145V262H143ZM148 261H151V262H148ZM189 261H190L189 264H193L189 258H186L185 260L181 261L180 263L181 264H184V263L188 264ZM240 264H241V262H240Z\"/></svg>",
  "mask_w": 264,
  "mask_h": 264
},
{
  "label": "bare ground",
  "instance_id": "obj_2",
  "mask_svg": "<svg viewBox=\"0 0 264 264\" xmlns=\"http://www.w3.org/2000/svg\"><path fill=\"white\" fill-rule=\"evenodd\" d=\"M8 1V0H7ZM16 1H18V0H13V2H16ZM27 3L29 2V1H27V0H25ZM44 1V0H43ZM48 1V0H47ZM6 2V1H5ZM5 2H4V4H5ZM19 2V1H18ZM21 2V1H20ZM19 2V3H20ZM50 2V1H49ZM52 2V1H51ZM58 2H60V1H58ZM2 3H3V1H2ZM1 3V4H2ZM7 3V2H6ZM17 3V2H16ZM31 3V2H30ZM46 3V2H45ZM45 3L43 2V3H41V4H44L45 5ZM53 3V2H52ZM51 3V4H52ZM54 3H57L56 2V0H55V2ZM0 4V5H1ZM13 4H15V3H13ZM24 4H25V2H24ZM41 4H40V6H41ZM59 4V3H58ZM5 5H7V4H5ZM22 6V4H19V6ZM33 5H35V4H33ZM53 6H54V4H52ZM17 6H18V4H17ZM26 6V5H25ZM28 6V5H27ZM55 6H56V4H55ZM4 7V6H3ZM6 7V6H5ZM10 7H11V4H10ZM16 7V6H15ZM23 8H25L24 6H22ZM22 7H19V8H17V10H19L20 8H22ZM22 8V12L24 13V9ZM28 8H30V7H28ZM31 8H32V6H31ZM30 8V9H31ZM43 8V7H42ZM41 8V9H42ZM53 8V7H52ZM1 9H3L2 7H1ZM27 9V8H26ZM37 9H38V7H37ZM43 9H45V8H43ZM21 10V9H20ZM27 10H29V9H27ZM46 10H48V9H46ZM53 10V9H52ZM132 10V9H131ZM32 11V10H31ZM38 11V10H37ZM41 11V10H40ZM40 11H39V13H40ZM53 11H55V10H53ZM135 11H137V9L135 10ZM1 12V11H0ZM4 12V11H3ZM15 12H17V11H15ZM15 12H13V13H15ZM26 12V11H25ZM30 12V11H29ZM50 12H52V11H50ZM138 12V11H137ZM20 13V12H19ZM31 13V12H30ZM55 13V12H54ZM131 13H132V11H131ZM141 13V12H140ZM172 13V12H171ZM177 13V12H176ZM26 14V13H25ZM36 14V13H35ZM52 14H53V12H52ZM109 14V13H108ZM134 14H137L136 12H134ZM167 14V13H166ZM165 14V15H166ZM173 14V13H172ZM174 14H175V12H174ZM17 15V14H16ZM15 15V16H16ZM27 15H29V14H27ZM43 14H40V16H42ZM109 15H111V14H109ZM164 15V16H165ZM1 16H3V14L1 15ZM12 17H10V18H12L13 19V17H14V15L12 14L11 15ZM23 17V15H19V17ZM26 16V15H25ZM25 16H24V18H25ZM30 16H31V14H30ZM48 16V15H47ZM52 16V15H51ZM112 16V15H111ZM110 16V17H111ZM114 16V15H113ZM112 16V17H113ZM117 16V15H116ZM116 16L115 17H113V18H115L116 19ZM120 16L121 15H119V18H117V19H119L118 20V22L120 21ZM170 16V15H169ZM4 17V16H3ZM18 17V18H19ZM29 17V16H28ZM35 17H37V16H35ZM122 17H124V16H122ZM128 17H129V15H128ZM128 17H124L125 19L126 18H128ZM9 18V17H8ZM9 18V19H10ZM14 18H16V17H14ZM39 18V17H38ZM40 18H42V17H40ZM23 19V18H22ZM26 19V18H25ZM25 19H23V20H25ZM43 19V18H42ZM48 19V18H47ZM50 19H51V17H50ZM124 19V20H125ZM16 20H17V18H16ZM109 20H110V18H109ZM109 20H108V22H109ZM112 20V19H111ZM128 20V19H127ZM2 21H4L3 20V18H2V20H0V25H2L1 23H2ZM20 21H21V19H20ZM52 21V20H51ZM113 21V20H112ZM111 21V22H112ZM121 21H123V20H121ZM130 21V20H129ZM26 22V21H25ZM41 22H42V20H41ZM50 22V21H49ZM110 22V23H111ZM115 22V21H114ZM114 22H113V24H114ZM126 22V21H125ZM8 23H10V22H8ZM16 23V22H15ZM46 23V22H45ZM92 23V22H91ZM134 23H136V22H134ZM133 23V24H134ZM17 24V23H16ZM20 24V26H21V24L22 23H19ZM25 24V23H24ZM23 24V28H24V26L26 25H24ZM48 24V23H47ZM97 24V23H96ZM117 24V23H116ZM137 24V23H136ZM135 24V25H136ZM33 25H35V24H33ZM37 25V24H36ZM50 25H51V22H50ZM93 25H95L94 23H93ZM92 25V26H93ZM107 25L109 26V24L107 23ZM106 25V26H107ZM130 25H131V23H130ZM9 26H11L10 24H9ZM7 27V30H8V28H11V27H14V26H11V27ZM19 26V25H18ZM43 26H45V25H43ZM90 26H91V24H90ZM95 26H97V25H95ZM110 26H112L113 27V25L111 24ZM109 26V27H110ZM27 27V26H26ZM41 27H42V25H41ZM87 27V26H86ZM85 27V28H86ZM88 27H89V25H88ZM87 27V28H88ZM98 27H99V24H98ZM115 27V26H114ZM134 27V26H133ZM6 28V27H5ZM51 28H52V26H51ZM95 28V27H94ZM136 28H138V26H136ZM0 29H3V28H1V26H0ZM13 30L15 29V28H12ZM17 29V28H16ZM19 30H20V28H18ZM34 29H35V27H34ZM33 29V30H34ZM90 29V28H89ZM112 29V28H111ZM114 29V28H113ZM117 29V28H116ZM5 30V29H4ZM11 29H9V31H10ZM13 30H11V32H9L8 33V38H10L11 39V37H9L10 36V33H11V35H12V32H13ZM24 30V29H23ZM22 30V31H23ZM32 30V31H33ZM42 30V29H41ZM41 30H39L40 32H41ZM62 30V29H61ZM73 30H76V29H73ZM86 31H88L87 29H85ZM92 30V29H91ZM91 30H89V31H91ZM134 30V29H133ZM15 31H17V30H15ZM21 31V32H22ZM27 31H29V28H26V32ZM36 31V30H35ZM42 31H44V30H42ZM50 31H52V30H50ZM50 31H47V32H50ZM55 31V30H54ZM53 31V32H54ZM110 31V30H109ZM2 31L0 30V39H4L3 37H2V33H1ZM20 32V31H19ZM57 32V31H56ZM56 32H54V33H56ZM58 32H59V29H58ZM117 32V31H116ZM115 32V33H116ZM25 33V32H24ZM38 33L39 32H34V33H28V34H26L25 33V36H26V41H29V40H39L38 38H36L37 37V35H38ZM59 33H62V32H59ZM112 34H115V33H113V32H111ZM3 34H4V31H3ZM15 34H17L16 32H15ZM15 34H13V35H15ZM52 34V33H51ZM109 34V33H108ZM117 34V33H116ZM120 34V33H119ZM19 35V34H18ZM42 35H44V34H42ZM61 35V34H60ZM63 36H64V34H62ZM118 35V34H117ZM117 35H115V36H117ZM123 35V34H122ZM130 35H136V34H130ZM130 35L128 36V37H130ZM40 36H41V34H40ZM45 36H46V34H45ZM62 36V37H63ZM121 36V35H120ZM138 36V35H137ZM137 36H135L136 38H141V37H137ZM2 37V38H1ZM17 37V36H16ZM42 37V36H41ZM47 37V36H46ZM52 37V36H51ZM109 37H113L112 35L111 36H109ZM127 37V38H128ZM13 39H16V38H14V36L12 37ZM60 38V37H59ZM89 38V37H88ZM119 38V37H118ZM117 38V39H118ZM132 38V37H131ZM135 38V39H136ZM9 39V40H10ZM40 39H42V38H40ZM60 39H65V38H60ZM114 39H116L115 37H114ZM134 38H132L131 39V41L133 40ZM141 39H143V38H141ZM141 39L140 40H138V41H141ZM18 40H19V37H18ZM21 40V39H20ZM59 40V39H58ZM124 40V39H123ZM128 40H130V39H128ZM127 40V41H128ZM144 40V39H143ZM2 41H4V40H2ZM16 41V40H15ZM14 41V42H15ZM23 41H25V40H23ZM44 40L42 39V41L41 42H43ZM49 41V40H48ZM52 41H54V40H52ZM51 41V43H53ZM56 41V40H55ZM54 41V42H55ZM60 41V40H59ZM6 42H8V41H6ZM12 42V41H11ZM19 42V41H18ZM18 42H15V43H18ZM30 42V41H29ZM33 42V41H32ZM31 42V43H32ZM50 42V41H49ZM135 42V41H134ZM145 42V41H144ZM2 43H5V42H1L0 44H2ZM9 43V42H8ZM15 43H12L13 44V46H15L14 44ZM20 43H22V42H20ZM19 43V46L21 45ZM24 43V42H23ZM28 43V42H27ZM31 43H29V44H31ZM35 43V42H34ZM39 43V42H38ZM37 42H36V44H38ZM55 43H57V42H55ZM55 43H53V44H55ZM135 43H140V42H135ZM131 44L132 45H134L132 42H131ZM18 45V44H17ZM16 45V46H17ZM42 45H43V43H42ZM4 46H5V44H4ZM4 46H2L3 48H4ZM11 46V45H10ZM23 46H24V44H23ZM30 46H32V45H30ZM33 46H35V44L33 45ZM32 46V47H33ZM55 46V45H54ZM18 47V46H17ZM29 47V46H28ZM36 47H37V45H36ZM40 47V46H39ZM44 47H45V43H44ZM53 47V46H52ZM0 48H1V45H0ZM2 48V50H4ZM10 48V47H9ZM43 48V47H42ZM54 48V47H53ZM57 48V47H56ZM67 48H69V47H67ZM44 49V48H43ZM47 47H46V51H47ZM71 49V48H70ZM1 50V49H0ZM1 50V51H2ZM5 50H8V49H5ZM11 50V49H10ZM13 50H14V48H13ZM20 50V49H19ZM28 50V49H27ZM36 50H38V49H36ZM40 50V49H39ZM44 50V51H45ZM67 50V49H66ZM69 50V49H68ZM72 50V49H71ZM22 51H23V48H22ZM49 51V50H48ZM52 51V50H51ZM59 51V50H58ZM14 52V51H13ZM19 52V51H18ZM23 52H25V50L23 51ZM22 52V53H23ZM43 51L41 50V53H42ZM60 52V51H59ZM62 52V51H61ZM74 52H76V51H74ZM74 52H72V54L74 53ZM2 53H3V51H2ZM20 53V52H19ZM31 53H33V52H31ZM36 53H38L37 51H36ZM35 53V55H37ZM56 53H58V52H56ZM67 54H68V52H66ZM137 53V52H136ZM5 54V53H4ZM8 54H10L9 52H8ZM8 54H6V55H8ZM13 54V53H12ZM12 54H10V55H12ZM16 54V53H15ZM29 54V53H28ZM46 54V53H45ZM55 54V53H54ZM58 54H60V55H63L64 54V52H63V54H61V53H58ZM5 55V56H6ZM20 55V54H19ZM19 55H17V56H19ZM30 55H32V54H29V56ZM39 55V54H38ZM44 55V54H43ZM57 55V54H56ZM55 55V56H56ZM133 55H136L135 53H133ZM13 56H15L14 54H13ZM16 56V57H17ZM21 56V55H20ZM19 56V57H20ZM54 56V57H55ZM66 56V55H65ZM64 56V57H65ZM73 56V55H72ZM2 57H4L3 55H2ZM2 57H0L1 59H4L5 60V58H2ZM15 57V58H16ZM19 57H17V58H19ZM42 56H40V58H41ZM47 57V56H46ZM53 57V56H52ZM61 57V56H60ZM132 57H134V56H132ZM132 57H130V58H132ZM211 57V56H210ZM9 58V57H8ZM14 58V59H15ZM24 58V57H23ZM30 59H31V57H29ZM43 58H45V57H43ZM56 58H58L57 56L54 58V59H56ZM135 59L137 58V55H136V57H134ZM202 58V57H201ZM212 58V57H211ZM22 59V57H20V60ZM75 59V58H74ZM6 60H8V59H6ZM18 60V59H17ZM20 60H18V61H20ZM35 60H36V56L33 58V63H35ZM37 60H39L38 58H37ZM36 60V61H37ZM57 60V59H56ZM128 60H129V58H128ZM133 60V59H132ZM2 61V60H1ZM24 61H25V59H24ZM26 61H28V59L26 60ZM25 61V62H26ZM39 61H42V60H39ZM47 61V60H46ZM58 61V60H57ZM62 61V60H61ZM208 61V60H207ZM6 62V61H5ZM11 62V61H10ZM10 62H9V65L11 66V64H10ZM22 62V61H21ZM52 62H54L53 61V59H52ZM56 62V61H55ZM15 63V62H14ZM22 63H24V62H22ZM27 63V62H26ZM32 63V62H31ZM37 63H39V62H36L35 64H37ZM63 63H64V61H63ZM200 63V62H199ZM19 64V63H18ZM47 64V63H46ZM52 64V63H51ZM125 64H128V65H130V63H127V62H125ZM135 64V63H134ZM6 65H7V63H6ZM13 65V64H12ZM40 65V64H39ZM56 65V64H55ZM59 65V64H58ZM133 65V64H132ZM199 65H201V64H199ZM27 66V65H26ZM26 66H24L25 68H26ZM29 66V65H28ZM42 66V65H41ZM46 66V65H45ZM44 66V67H45ZM69 66H72V64H70ZM76 66V65H75ZM135 66H137V65H135ZM175 66V65H174ZM184 66V65H183ZM11 67H13V66H11ZM23 67V72H25L24 71V68ZM37 68H40V67H38V66H36ZM44 67H42V68H44ZM56 67H58L57 65H56ZM60 67V66H59ZM58 67V69L59 70H61V73H63L62 72V69L61 68H59ZM173 67V66H172ZM182 67V66H181ZM8 68H10V67H8ZM7 68V69H8ZM18 68H19V66H18ZM28 68V67H27ZM74 68V67H73ZM72 68V69H73ZM77 68L78 67H76V70H77ZM180 67H175L174 68V70H179V72H177V73H180V70L182 71V72H184V71H186L187 69L186 68H184V67H182L181 69H179ZM22 69V68H21ZM52 69V68H51ZM69 69V68H68ZM4 70V69H3ZM8 70H12V69H8ZM15 71L14 72H16L17 73V71H16V69H14ZM37 70H39V69H37ZM45 70V69H44ZM66 69H63V71H65ZM75 70V69H74ZM205 71H206V69H204ZM29 71H30V69H29ZM40 71V70H39ZM66 71H68V70H66ZM73 71V70H72ZM77 71H79V70H77ZM77 71H76V74H77ZM142 71H144L143 69H142ZM188 71V70H187ZM208 71V70H207ZM1 73L2 72H4V74H5V71H0ZM18 72H20V71H18ZM41 72V71H40ZM43 72V71H42ZM46 72V71H45ZM211 72V71H210ZM26 73V72H25ZM29 73H31V72H29ZM36 73V72H35ZM46 73H48V72H46ZM54 73V72H53ZM52 73V74H53ZM176 73V74H177ZM205 73V72H204ZM206 73H208V72H206ZM205 73V74H206ZM211 73H213V72H211ZM14 74V73H13ZM51 74V75H52ZM75 73H73V76H75L74 75ZM195 74V73H194ZM194 74H190L191 76H193ZM204 74V75H205ZM210 74V73H209ZM217 74H219L220 75V73H217ZM1 75V74H0ZM10 75V74H9ZM17 75H22V74H20V73H18ZM17 75H15V76H17ZM30 75H32V74H30ZM42 75H45V73L44 74H42ZM204 75H203V77H204ZM212 75H214V74H212ZM218 75V76H219ZM221 75H223V74H221ZM14 76V78H12V79H15L16 77ZM37 76V74L35 75V77ZM38 76H40V75H38ZM53 76V75H52ZM60 76V75H59ZM215 76H217V75H214L213 76V78L215 79L216 77ZM10 77V76H9ZM18 77H20V76H18ZM24 77V79L23 80H25V78L26 77H28V76H23ZM32 76H30V78H31ZM50 77V76H49ZM48 77V78H49ZM66 77V76H65ZM189 77V76H188ZM194 77V76H193ZM201 77V76H200ZM226 77H227V75H226ZM1 78V77H0ZM29 78V77H28ZM32 78H34V77H32ZM37 78H40V77H37ZM46 78V77H45ZM75 78H78L79 79V75L77 76V77H75ZM218 78V77H217ZM230 78H232V76H230ZM11 79V78H10ZM17 79H19V78H17ZM51 79V78H50ZM62 79H63V76H62ZM62 79H58V80H60L61 81V83H63L62 81H65L66 82V78H64L63 80ZM77 79V81H75V82H77V84H78V80ZM139 79V78H138ZM138 79H134V81H138ZM186 78H184V80L183 79H179V80H183V81H186L185 80ZM200 79V78H199ZM203 80H205V78H202ZM22 80V79H21ZM22 80V81H23ZM36 80V79H35ZM54 80H57V79H55L54 78ZM72 80H73V78H72ZM129 80V79H128ZM131 80V79H130ZM188 81H186V82H188L187 84H189V78L187 79ZM227 80V79H226ZM0 81H2V83H4V81H3V79H0ZM12 81V80H11ZM21 81V82H22ZM37 81H40L39 79L37 80ZM36 81V82H37ZM42 81V80H41ZM41 81H40V83H41ZM44 81H47V80H44ZM48 81H50V80H48ZM59 81V82H60ZM71 81V80H70ZM191 81H194V79L192 78V80ZM13 82V81H12ZM14 82H16V81H14ZM18 82V81H17ZM20 82V84L22 85L23 83H21ZM26 83L27 82H29L28 80L27 81H25ZM31 82H34V81H32L31 80ZM36 82H34L33 84H35ZM54 82V81H53ZM129 82V81H128ZM186 82H184V83H186ZM49 82H47V84H48ZM55 83V82H54ZM57 83V82H56ZM70 83V82H69ZM72 83V82H71ZM70 83V84H71ZM139 84H140V82H138ZM138 83H137V85H138ZM183 83V84H184ZM193 82H191L190 84H192ZM13 84V83H12ZM16 84H19V83H16ZM38 84V82L35 84V86ZM53 84V83H52ZM59 84V83H58ZM57 84V85H58ZM81 84V83H80ZM177 84V83H176ZM186 84V85H187ZM198 84H200V85H197V84H194V85H197L198 87H202L201 85H203V84H201L200 83V81H199V83ZM24 85V84H23ZM54 85H56V84H54ZM53 85V86H54ZM60 85V84H59ZM63 85V84H62ZM62 85H61V87H62ZM72 85H74V84H72ZM71 85V86H72ZM76 85V84H75ZM74 85V86H75ZM79 85V84H78ZM85 85V87H86V89H88L89 87H87L86 85L87 84H84ZM13 86H16L15 84H13ZM17 86H19V85H17ZM24 86H26V88H28L27 87V85L25 84ZM23 86V87H24ZM35 86H30V87H35ZM44 85H42V87H43ZM48 85H46V86H44V87H47ZM66 86V83H64V87ZM98 86H101L100 84L98 85ZM143 87H145L144 85H142ZM182 85H180V86H177L178 88L179 87H181ZM185 86V85H184ZM190 86H192V85H190ZM190 86H185L186 88H185V90H190V89H188ZM203 86H205V85H203ZM39 87H41V86H39ZM49 87H51V86H49ZM60 86L58 87L59 89L61 88ZM77 87L78 86H76V87H74V88H76L77 89ZM80 87V86H79ZM79 87H78V90H80L79 89ZM139 87H141V86H139ZM143 87H141V88H136V89H138L141 93V95L142 94H146L147 95V97H149L148 96V94H147V90L146 89H144ZM172 87V86H171ZM173 87H174V85H173ZM176 87V86H175ZM175 87H174V89H175ZM188 87V88H187ZM218 87V86H217ZM5 88V87H4ZM8 88V87H7ZM11 88H13V87H10V89L8 88L7 90L10 92V90H11ZM36 88V89H35ZM35 88H32V89H35V90H37L38 88L37 87H35ZM52 88V87H51ZM58 88H57V90H58ZM66 88V87H65ZM178 88H176V89H178ZM182 88V87H181ZM192 88L193 87H191V90H192ZM221 88V87H220ZM219 88V89H220ZM13 89H16V88H13ZM23 89L24 88H20V87H18V95H17V93H16V95L18 96V100L17 101H19L20 102V105L22 106V109H24V113H25V115H22V113H21V115L22 116H26L25 117V121L24 122H26L27 121V123H28V126L31 128V125H33V124H36L35 122L33 123V124H31L32 122H31V120L33 119V117L32 116H34V115H30V113L32 114V112H29V100L28 99H30L32 96H34L35 94H33L30 98H28L27 99V96H24V92H23ZM31 89V88H30ZM26 90L27 92L25 93V94H27L28 92L30 93L31 92V90ZM42 89V88H41ZM64 89V88H63ZM67 89V88H66ZM65 89V90H66ZM85 89V90H86ZM91 89V91H92V88H90ZM183 89V88H182ZM182 89H180V90H182ZM195 89L196 88H194L193 90L195 91ZM218 89V90H219ZM3 89H2V87H1V90H0V92H3L2 91ZM16 90V91H17ZM56 90V89H55ZM72 90V89H71ZM71 90H70V92H71ZM95 90H99L100 91V89H95ZM102 90H103V88L101 89V91L100 92H102ZM127 90V89H126ZM179 90V89H178ZM179 90V91H180ZM191 90L190 91H187V93L189 92V93H191ZM12 91V90H11ZM43 91H45V90H43ZM43 91H41V92H43ZM48 90H46L45 92H44V94H46V92H47ZM54 91V90H53ZM60 92H61V90H59ZM59 91H58V93H59ZM68 91H69V89H68ZM77 91V90H76ZM80 91H82V90H80ZM99 91H97V93H99ZM106 91V90H105ZM135 91V90H134ZM133 90H131L130 89V92H134ZM149 91V90H148ZM194 91H192V92H194ZM215 91H216V88H215ZM5 92V91H4ZM14 92V91H13ZM32 92H33V90H32ZM40 92V93H41ZM56 93H57V91H55ZM70 92H68V93H70ZM86 92V91H85ZM130 92L129 91H127V93L128 94H130ZM28 93V94H29ZM36 93H37V91H36ZM56 93H54V94H56ZM72 93V92H71ZM82 92H80V94H81ZM87 94H88V92H86ZM90 93V92H89ZM92 93V92H91ZM183 93H185V92H183ZM187 93H186V95H187ZM189 93H188V95H189ZM32 94V93H31ZM38 94V93H37ZM63 94H65L64 95V97L65 96H67L68 94H66V92L65 93H63ZM104 94H106V92L104 93ZM133 94V93H132ZM178 94H180V93H178ZM177 94V95H178ZM9 96H10V94H8ZM42 95H43V93H42ZM57 95V94H56ZM79 95V94H78ZM76 96V97H79V96ZM81 95H83V94H81ZM92 95H94L93 93H92ZM92 95H87L86 97H91ZM100 95H102L101 93H100ZM99 95V96H100ZM184 95V94H183ZM183 95H181L182 97H183ZM186 95H184V96H186ZM187 95V96H188ZM38 96H40V94L38 95ZM37 96V97H38ZM59 96V95H58ZM61 96H62V94H61ZM94 96H96V95H94ZM180 96V95H179ZM2 97V96H1ZM7 97V96H6ZM16 97V96H15ZM63 97V96H62ZM69 97V96H68ZM88 97V100L89 99H91V98H89ZM104 97V96H103ZM106 97H108V96H106ZM110 97V96H109ZM161 97V96H160ZM169 97H171V96H169ZM174 97V96H173ZM175 97H178V96H175ZM175 97L173 98V99H175ZM195 97H196V95H195ZM10 98H11V96H10ZM10 98L8 99L7 98V100H9L10 101ZM17 98V97H16ZM33 98H35V96L33 97ZM43 98V97H42ZM46 98H48V97H46ZM55 98V97H54ZM67 98V97H66ZM154 98H156V97H154ZM162 98V97H161ZM172 98V97H171ZM171 98H167V100L165 99V101H171V100H169V99H171ZM36 99H39V98H36ZM35 99V100H36ZM59 99V98H58ZM79 99H83V98H79ZM109 99V98H108ZM147 99V98H146ZM149 100L150 99H152V97L150 98H148ZM157 99V98H156ZM164 99V98H163ZM172 99V100H173ZM179 99H182V98H179ZM44 100H46V99H44ZM44 100H42V101H44ZM63 100V99H62ZM93 100H95L94 98L92 99V101ZM176 100H178V99H176ZM185 100V99H184ZM2 101V100H1ZM9 101H7V102H9ZM38 101V100H37ZM56 101V100H55ZM60 101V100H59ZM87 101V100H86ZM91 101V100H90ZM92 101L91 102H89V103H92ZM158 101V100H157ZM163 101V100H162ZM3 102H5V100H3ZM11 102H12V100H11ZM11 102H9V103H11ZM32 102H35V101H32ZM40 102V101H39ZM56 102H58V101H56ZM81 102V101H80ZM110 102V101H109ZM112 102V101H111ZM110 102V103H111ZM171 102H174V101H171ZM179 103H180V101H178ZM16 103H18V102H16ZM36 103V102H35ZM47 103V102H46ZM45 103V104H46ZM84 103V102H83ZM81 104V105H84V104ZM116 103V102H115ZM114 103V104H115ZM119 103V102H118ZM155 100H151L149 103H147V104H149L148 106H147V104L145 105V106H147V108L146 109H148V110H144V112H146V111H148L149 112V110H152V112H153V115H155L154 113V111H153V108H155V107H153L155 104ZM156 103H160V102H156ZM176 103V105H177V101L175 102ZM185 103H186V101H185ZM32 104V103H31ZM96 104H98V103H96ZM112 104V103H111ZM120 104V103H119ZM154 104V105H153ZM248 104V103H247ZM2 105H3V103H2ZM1 105V106H2ZM12 105H13V103H12ZM18 105V104H17ZM38 105V108H39V103L37 104ZM79 106V110L81 109L80 107H83V106ZM92 105V104H91ZM90 105V106H91ZM117 104H115V106H116ZM121 105V104H120ZM157 105V104H156ZM174 105V104H173ZM176 105H174V106H176ZM48 106V105H47ZM51 106H52V104H51ZM84 106H87V105H84ZM96 106V105H95ZM112 106H114V105H112ZM134 106H136V105H134ZM138 106V105H137ZM151 106V107H150ZM178 106V105H177ZM7 107V106H6ZM32 108H33V106H31ZM43 107H46V105H44ZM50 107V106H49ZM49 107H46V108H49ZM54 107V106H53ZM120 107V106H119ZM118 107V108H119ZM139 107V106H138ZM143 106H141V108H142ZM157 107V106H156ZM172 108H173V106H171ZM45 108V109H46ZM96 108V107H95ZM117 108V107H116ZM115 108V109H116ZM117 108V109H118ZM140 108V107H139ZM139 108H137L136 107V109H139ZM140 108V109H141ZM145 108V107H144ZM227 108V107H226ZM3 109H4V107H3ZM3 109H1V110H3ZM40 109V108H39ZM76 109H77V107H76ZM85 109V108H84ZM93 109V105H92V107H91V110ZM173 109H176V108H173ZM8 110H10V109H8ZM52 110H53V108H52ZM78 110V109H77ZM90 112H91V110L90 109H88ZM100 110V109H99ZM142 110H143V108H142ZM155 110V109H154ZM221 110V109H220ZM227 110V109H226ZM228 110H229V108H228ZM4 111H6V109L4 110ZM15 111V110H14ZM30 111H31V109H30ZM42 111V110H41ZM43 111H45V110H43ZM47 111V110H46ZM87 110H85V112H86ZM136 111V110H135ZM157 111V110H156ZM223 111V110H222ZM217 112V113H215V115H214V113H213V116H215L216 118H218V120H223L224 121V119L227 117L228 118V116H231V115H225L223 112ZM36 112H38V111H36ZM76 112H78V111H76ZM213 112V111H212ZM230 112V111H229ZM228 112V114H230ZM0 113H1V111H0ZM3 113V112H2ZM1 113V114H2ZM42 113V112H41ZM47 113V115L49 114L48 112H46ZM82 113H84V112H82ZM81 113V115H84V114H82ZM87 113V112H86ZM89 113V112H88ZM96 113H98V112H96ZM99 113H101V111H99ZM139 113V112H138ZM140 113H141V110H140ZM151 113V112H150ZM157 113V112H156ZM19 114V113H18ZM18 114H16V115H18ZM43 114V113H42ZM42 114H40V116H42ZM50 114H52V113H50ZM116 114H117V112H116ZM123 113H121V114H119L118 113V115H119V117L120 116H123V117H121V119L122 118H124L126 115H122ZM143 114V113H142ZM144 114H146V113H144ZM207 114H209V113H207ZM46 115V116H47ZM80 115V116H81ZM103 115V117H107V116H109L108 114H102ZM101 115V116H102ZM105 115V116H104ZM135 115H140V114H135ZM152 114H151V116L152 117H154ZM210 115H212V113L210 114ZM50 116V115H49ZM57 116V115H56ZM100 116V115H99ZM113 116H115V115H113ZM158 116H160V115H158ZM161 116H163V115H161ZM160 116V117H161ZM233 116V115H232ZM232 116H231V118H232ZM2 117V116H1ZM35 117V116H34ZM39 117V116H38ZM43 117V116H42ZM41 117V118H42ZM59 117H60V115H59ZM103 117H101V118H103ZM136 117V116H135ZM149 118V120L150 119H154L155 117H157V116H155L154 118ZM164 117V116H163ZM203 117V116H202ZM208 117V116H207ZM211 117V116H210ZM210 117H208V118H210ZM15 118H18L17 116L16 117H14V119ZM19 118H21V117H19ZM19 118L17 119V121H19ZM44 118V117H43ZM50 118V117H49ZM55 118V117H54ZM99 118V117H98ZM108 118V120H110L109 118L110 117H107ZM113 118V117H112ZM115 118V117H114ZM127 118V117H126ZM130 118L132 119V116H130ZM134 118V117H133ZM137 118L138 119H140V120H142V118L139 116H137ZM204 118V119H203ZM202 118V120L200 121V120H198V121H200V122H202L203 120H204V122H203V126H204V128H202L200 131H199V129L201 128V126L199 127V128H197L196 130H193L192 131V127H191V131H189V130H186V127H185V129L183 130V127L182 128H180V129H182L183 131H181L180 133L182 134V138L180 137V139H183V140H190V141H192V140H194V139H196L197 140V138L198 139H200V138H204L205 140H206V142L208 143H210V141L212 140V137L208 134L209 132H210V130L212 129V128H216L215 127V125L214 124H210V122H205V121H208L205 117H203ZM62 119H64V118H62ZM62 119H60V121L62 120ZM82 119V118H81ZM93 119H95V118H93ZM125 119V118H124ZM123 119V120H124ZM128 119V118H127ZM138 119H136V120H138ZM157 119V118H156ZM159 119V118H158ZM206 119V120H205ZM213 119H215L214 117H213ZM3 120V119H2ZM34 120V119H33ZM35 120H36V118H35ZM51 120H53V118L51 119ZM55 120H57L56 118H55ZM66 119H64V121H65ZM79 120V119H78ZM96 120V119H95ZM95 120H93V122L95 121ZM114 120H116V119H114ZM122 120V121H123ZM129 120V119H128ZM147 121H149L148 119H146ZM155 120V119H154ZM212 119H210L209 121H211ZM21 121H23V120H21ZM39 121H41V120H39ZM38 121V122H39ZM44 121H46V119L44 118L43 119V122ZM48 121V120H47ZM72 121V120H71ZM81 121V120H80ZM98 121V120H97ZM96 121V122H97ZM104 121H107L106 119L104 120ZM117 121H120V120H118L117 119ZM125 121V120H124ZM132 121V120H131ZM152 121V120H151ZM213 121H215V120H213ZM228 121H230V118L228 119ZM227 121V122H228ZM16 122V121H15ZM20 122V121H19ZM51 122V121H50ZM50 122H47V123H50ZM57 122H58V120H57ZM63 122V121H62ZM73 122V121H72ZM85 122H86V120H85ZM112 122H115V121H111V123ZM126 122H129V121H126ZM126 122H124L125 123V125H126V127H127V124H129V125H131L130 124V122L129 123H126ZM219 122H221V121H219ZM219 122H217V123H219ZM226 122V121H225ZM41 123V122H40ZM47 123H45V124H47ZM54 123H56V122H53V125H54ZM88 123V122H87ZM107 123L108 124H110L109 123V121H107ZM124 123H123V125H124ZM135 124L136 123H139V122H134ZM148 123V122H147ZM150 124H151V122H149ZM211 123H214V122H211ZM31 124V125H30ZM44 124V125H45ZM52 124V123H51ZM50 124V125H51ZM62 124V123H61ZM61 124L59 123V127L61 126ZM66 124V123H65ZM72 124V123H71ZM71 124H66L67 126H69V125H71ZM84 123H82V125H83ZM89 124H91L90 122L88 123V124H85V125H88L89 126ZM93 124V123H92ZM92 124H91V126H92ZM113 124V123H112ZM115 124H116V122H115ZM119 124V123H118ZM120 124H122L121 122H120ZM119 124V125H120ZM168 124H169V127H170V123L168 122ZM167 124V125H168ZM181 124V123H180ZM180 124H178V125H180ZM185 124V123H184ZM221 124V123H220ZM220 124H218V125H220ZM12 125V124H11ZM14 125V124H13ZM12 125V126H13ZM18 125V124H17ZM39 125H42V124H39ZM49 125V126H50ZM56 125H57V123H56ZM55 125V126H56ZM66 125H62V126H66ZM78 124H76V125H74V127L76 128V130H77V126ZM81 125V124H80ZM124 125V126H125ZM192 125V124H191ZM224 125H225V123H224ZM10 127L11 129H9V131L11 130V131H16L17 129H15L14 128V126L13 127ZM24 126V125H23ZM48 126V124L46 125V127ZM58 126V125H57ZM96 126V125H95ZM103 126H105L106 127V125H104L103 124ZM107 126H109V125H107ZM118 126V125H117ZM121 126V125H120ZM134 126V128H136L135 127V125H133ZM132 126V127H133ZM181 126V125H180ZM187 126H189V125H187ZM197 126V125H196ZM217 126V125H216ZM222 127H223V125H221ZM0 127H1V125H0ZM19 127V126H18ZM33 127H38V126H34L33 125ZM39 127H42V126H39ZM70 127V126H69ZM68 127V128H69ZM71 127H72V125H71ZM83 127V126H82ZM84 127H86V126H84ZM93 127H94V125H93ZM98 126H96V128H97ZM101 127V126H100ZM110 127H111V125H110ZM109 127V128H110ZM128 127H131V126H128ZM168 127V128H169ZM222 127H219V128H222ZM3 128V127H2ZM6 128H7V126H6ZM14 128V129H13ZM26 128H27V126H26ZM26 128H23V129H26ZM62 129H63V127H61ZM90 128V127H89ZM95 128V127H94ZM95 128V129H96ZM104 128V127H103ZM112 128H113V126H112ZM115 128H116V125H115ZM118 128V127H117ZM121 128H123L122 126H121ZM188 128H190V127H188ZM194 128H195V126H194ZM193 128V129H194ZM22 129V128H21ZM23 129H22V131H23ZM32 129H34V128H32ZM45 130H47L46 128H44ZM57 129V128H56ZM70 129V128H69ZM68 129V130H69ZM85 129V128H84ZM86 129H88V128H86ZM85 129V130H86ZM107 129V128H106ZM125 129V128H124ZM217 129H218V126H217ZM223 129V128H222ZM222 129H220V130H222ZM227 129V128H226ZM5 130V129H4ZM6 130H8V129H6ZM27 130V129H26ZM38 130V129H37ZM41 130H43V129H41ZM50 130V129H49ZM75 130V129H74ZM89 130V129H88ZM90 130H92L93 131V129L92 128H90ZM119 129H117V131H118ZM122 130V129H121ZM128 130V131H127ZM131 130H134L133 128L132 129H130L129 130V128L128 129H126V131L127 132H130L129 133V136H128V138H132L133 139V137L132 136H135L134 135V133H136V132H134V131H132L131 132ZM135 130H138V128H136ZM140 130V129H139ZM152 131H154V129H151ZM224 130V129H223ZM10 131V132H11ZM34 131V130H33ZM33 131H32V134H33ZM52 131H54V130H52ZM82 131V129L80 130V132ZM91 131V132H92ZM100 130H98L97 131V133L99 132ZM152 131H151V133H152ZM194 131H196V132H194ZM226 131V130H225ZM3 132V131H2ZM8 132V131H7ZM21 132V131H20ZM20 132H19V134H20ZM24 132V131H23ZM28 132V131H27ZM44 132V131H43ZM47 132V131H46ZM49 132V131H48ZM64 132V131H63ZM94 132V131H93ZM92 132V133H93ZM114 132H115V130H114ZM119 132V131H118ZM123 132V131H122ZM156 132V131H155ZM26 133V132H25ZM24 133V134H25ZM29 133V132H28ZM27 133V134H28ZM40 133V132H39ZM60 133H61V131H60ZM68 133V132H67ZM76 133V132H75ZM85 133V132H84ZM83 133V134H84ZM107 133V132H106ZM110 133V132H109ZM117 133V132H116ZM115 133V134H116ZM139 134L141 133V132H138ZM150 133V132H149ZM198 133H200L199 135L201 136V137H198L199 135H198ZM6 134V133H5ZM14 134V133H13ZM22 134V133H21ZM36 134H37V132H36ZM41 134V133H40ZM40 134H39V137H40ZM49 133H46V135H45V137L48 135ZM59 134V133H58ZM58 134H56L55 135V138L57 139V137H58V139H59V136H58ZM64 134V133H63ZM77 134V133H76ZM78 134H79V132H78ZM82 134V135H83ZM103 134H105V133H103ZM108 134V133H107ZM111 134H114L113 133V130H112V133H110V135ZM124 134H125V132H124ZM137 134V133H136ZM154 133H152L151 135H153ZM9 135V133H7V136ZM11 135V134H10ZM53 135H54V133H53ZM79 135H81V134H79ZM96 135V134H95ZM116 135H118V134H116ZM122 135V134H121ZM149 136V137H152V136ZM12 136V135H11ZM14 136H16V135H14ZM19 136V135H18ZM22 136H24V135H21L20 136V138L22 137ZM28 136H30V135H28ZM27 136V137H28ZM66 136V135H65ZM70 136V135H69ZM68 136V138H70ZM75 136H77V138L76 139H79L78 138V135H75ZM118 136H120V135H118ZM141 136V135H140ZM140 136H139V138L138 139H141L142 140V136H141V138H140ZM181 136V135H180ZM34 137V136H33ZM48 137V136H47ZM84 137H87V139H88V136H84ZM84 137H82V138H84ZM92 137H94V136H91L90 138H92ZM98 137V136H97ZM99 137H101V136H99ZM114 137V136H113ZM112 137V138H113ZM121 137V140L123 139V142H124V140H128V139H124V138H122V136H120ZM125 137V136H124ZM155 137V136H154ZM179 137V136H178ZM177 137V138H178ZM195 137H197V138H195ZM2 138V137H1ZM25 138V137H24ZM42 138V137H41ZM41 138H36V139H41ZM44 138V137H43ZM64 138V137H63ZM67 138V139H68ZM72 138H74V140H75V137L73 136ZM107 138V137H106ZM109 138H110V136H109ZM117 138V140H119L118 139V137H116ZM153 138V137H152ZM151 138V139H152ZM157 138V137H156ZM262 138V137H261ZM13 139V138H12ZM22 139V138H21ZM35 139V140H36ZM64 139H66V138H64ZM66 139V140H67ZM81 139V138H80ZM85 139V138H84ZM83 139V140H84ZM203 139V140H204ZM2 140V139H1ZM0 140V141H1ZM14 140V139H13ZM23 140V139H22ZM25 140V139H24ZM43 140V139H42ZM59 140H61V139H59ZM91 142H92V140L91 139H89ZM95 138H94V142H95ZM107 139H105L104 141H106ZM114 140H116V139H114ZM114 140L113 139H111V141L110 140H108V141H110V142H114ZM120 140V141H121ZM155 139H153V141H154ZM218 140V139H217ZM216 140V141H217ZM15 141V140H14ZM18 141V140H17ZM27 141H28V139H27ZM32 141H34V140H32ZM37 141V140H36ZM46 141V140H45ZM48 141H50V140H48ZM58 141V140H57ZM63 141H65V140H63ZM67 141H69V140H67ZM85 141V140H84ZM86 141H88V140H86ZM128 141H130V139L128 140ZM127 141V142H128ZM132 141V143H133V140H131ZM130 141V142H131ZM139 140H137V142H138ZM202 141V140H201ZM232 141V140H231ZM230 141V142H231ZM263 141V140H262ZM20 142V141H19ZM47 142V141H46ZM78 142V141H77ZM94 142H92L90 145H92ZM126 142V143H127ZM136 142V144H138ZM142 142H144L143 140H142ZM142 142H141V144H142ZM156 142V141H155ZM214 142V141H213ZM212 142V143H213ZM217 142H220V141H217ZM28 143H30V142H28ZM37 143H39V142H37ZM42 143H43V141H42ZM41 143V144H42ZM49 143V142H48ZM58 143V142H57ZM96 143V142H95ZM98 143V142H97ZM103 143V142H102ZM119 143V142H118ZM121 143H122V141H121ZM126 143H122V144H120V145H123V144H125L126 145ZM149 143H151V140H150V142ZM148 143V144H149ZM171 143V142H170ZM173 143V142H172ZM169 144V145H171V148H173L172 150H168V151H172V153L170 152V153H168V154H163V155H156L157 154V152L156 151H154V150H152V148L153 147H151V145L150 146H148V147H146L145 145V147L143 148L144 149V151H143V153L142 154H139V152L140 151H138L137 152V150H135V148L134 149H130L129 151H126V152H124V150L123 149H125V148H123V149H121V147H120V145H118V151H119V149H121V150H123L122 152H124V154L123 153H120L119 152V154L117 153L118 151H116V153L118 154V155H114V154H116V153H114L113 152V155H112V152H110V154L109 153H107V152H103L102 151V153L101 154H108V155H112V161H110L111 160V157H110V162H112V163H117L116 164V166H118V165H120L122 168H120L119 167V169H115V168H113V167H115V166H112V168L111 167H109L110 168V172H107V173H109V174H106V175H108V177L106 178V175H102V174H100V173H102V172H100V173H97L96 172V170L97 169H101V168H104V167H100V165L97 163V161H100L101 160V158H99V156H101V155H99L97 152H99V148L96 150V154L94 153V154H92V153H90V152H87V150H86V152H84L85 153V155L83 156V153H82V156L85 158V159H81L80 160V158L78 157V158H74V157H72V159H67V155H68V152H67V154H64V153H61L60 155H59V157H58V161L56 162L57 163V167H58V170L56 171V172H53L52 170H50V171H52L53 173V180H50L49 182H44L43 184L42 183H40V184H42V185H38L37 187H40L38 190L37 189H35L32 193H34V196H32V197H30L29 196V194H30V192L27 190V187H28V185H29V183H32V182H28V175H25L27 172H28V169H27V171H26V173H24V174H22L21 175V177L20 178H22L21 179V181L22 182H19V184H20V187H19V184H18V186H16V180H17V178L20 176V172L21 171H24L23 170V168L25 169L26 167H25V162H26V160L24 161H21V159L19 160V158L21 157V155H20V157H19V154H18V152L19 151H16V150H14V151H11L12 153H10V154H4V155H0V261H3V258H6V257H11V256H13V255H15V253H16V250H17V247H18V245H20L19 243H22V242H19V241H17L18 239H17V237L19 238V240L20 241H29V243L30 244H32L37 250H38V252H39V254L42 256V258H43V264H134V262H133V259H134V253H136V252H138V250H139V248L138 247H136L135 245H134V243H132V241H130L129 242V240H130V238H131V235H135V234H137V235H139L140 234V232H141V234H142V236H141V241H143L144 243H146V244H148V246L149 245H151V246H159V242L156 240V235L157 234H162V235H167L168 236V238H169V241H173V240H175V243H177V242H179V241H181L180 243H179V246H181L183 243H187V244H189V245H191L192 247L191 248H193V247H203L204 245V243H202L201 245L199 244V242H197V241H195L194 239H192V237H189V233H183L182 231H181V229H180V227L178 226V225H180V223H182V222H184V223H186V222H188L189 223V225L190 226H192V230H197V229H199V230H201V228L202 229H205V230H207L208 232L209 231H212V232H216V229L221 225V221L220 220H218L217 219V217H219V214H218V212L214 209V207H213V205H211V204H208V203H205L206 205L208 204V206L209 207H207V208H198V209H196V207H198L197 205H199L198 203H197V205H196V207H195V205H194V214L193 215H191V217H185L184 215H182V214H180V212L179 213H177V211H175V210H172V209H177V208H173L174 206L173 205H170L171 204V200H173L172 199V196L173 195H170L171 196V199H168V195L169 194H171V193H175V194H177V196H180V195H182L183 197H185L184 196V194L185 193H183V192H181V191H179L177 188V186L174 188L173 186H174V183H179L180 184V182L183 184V185H180L181 187V189H184V188H187V183L185 182V179L182 177V176H180V175H177V179H179V180H181L180 182L179 181H177V182H173V181H170L169 179H168V177H170V176H173L172 174H173V171H171L172 170V168H171V170L167 167V166H163V167H166L165 169H163L162 170V167L160 168V164H161V162L163 161V160H166L167 159V161H168V163H167V165H169V166H172V167H176V170L175 171H177V168H178V165H176L177 164V161H178V159H180V160H183L182 161V163L184 162V160H185V162L187 161V159L189 158V157H192V158H200L201 156L199 155V154H197V152L196 151H194V149L193 148H186L185 149V151L184 152H182L180 155H176L177 154V152H176V148H174V146H173V144ZM234 143V142H233ZM236 143V142H235ZM258 143H259V141H258ZM4 144V143H3ZM2 144V145H3ZM6 144V143H5ZM22 144V143H21ZM36 144V143H35ZM41 144H39V145H41ZM63 144V143H62ZM66 144V143H65ZM72 144V143H71ZM99 144V143H98ZM96 145L97 147L99 146V145ZM108 143H106V145H107ZM112 144V143H111ZM114 144H117L116 142H114L112 145H114ZM128 144H130V143H128ZM127 144V145H128ZM134 144V143H133ZM132 144V145H133ZM141 144L139 145V147L141 146ZM154 144V143H153ZM168 144V143H167ZM211 144V143H210ZM214 145L213 146H215L216 144L215 143H213ZM228 144H229V142H228ZM227 144V145H228ZM0 145H1V142H0ZM1 145V146H2ZM8 145V144H7ZM10 145H11V143H10ZM12 145H15V144H12ZM24 145V144H23ZM26 145V144H25ZM38 145V146H39ZM67 145V144H66ZM70 145V144H69ZM74 145V144H73ZM77 145V144H76ZM83 145V144H82ZM112 145H110V146H112ZM131 145V146H132ZM218 145V144H217ZM226 145V144H225ZM232 145V144H231ZM230 145V146H231ZM236 145V144H235ZM9 146V145H8ZM8 146L7 147H3V149L4 148H8ZM28 146V145H27ZM63 146V145H62ZM80 146H81V144H80ZM79 146V147H80ZM88 146V144L86 143L84 146H82L83 148H85V147H87ZM94 146V145H93ZM92 146V147H93ZM114 146H116V145H114ZM113 146V147H114ZM154 147L156 146V143H155V145H153ZM211 147H213L212 145H210ZM221 146V145H220ZM232 146H234V145H232ZM30 146H28V148H29ZM32 147H33V145H32ZM42 147H44V146H42ZM49 146H47V148H48ZM67 147H69V146H67ZM78 147V146H77ZM82 147H80L79 149H81ZM89 147H91V146H88L87 148H89ZM96 147V148H97ZM120 147V148H119ZM122 147H124V146H122ZM127 147V146H126ZM134 147V146H133ZM132 147V148H133ZM149 147H151V149L149 148ZM158 147V146H157ZM226 148H227V146H225ZM225 147H223V149L225 148ZM1 148V147H0ZM13 148H15V147H13ZM60 148V147H59ZM74 148V147H73ZM94 148H95V146H94ZM104 146H103V144L101 145V149H103L104 150ZM107 148V147H106ZM115 148V147H114ZM128 148H130V147H128ZM156 148V147H155ZM154 148V149H155ZM170 148V149H171ZM222 148V147H221ZM230 148V147H229ZM232 148V147H231ZM235 148V147H234ZM20 149V148H19ZM22 149H24V148H22ZM26 149H27V147H26ZM40 149V148H39ZM43 149V148H42ZM52 149V148H51ZM56 149H58V147L56 148ZM63 149V148H62ZM67 149H69V148H67ZM72 149V148H71ZM71 149H69L70 151H71ZM78 148H76V150H77ZM86 149V148H85ZM108 149V148H107ZM136 149H137V147H136ZM222 149V150H223ZM7 150V149H6ZM12 150V149H11ZM25 150V149H24ZM59 150H61V149H59ZM92 149L90 148V151H91ZM109 150V149H108ZM111 151H113L112 150V147H111V149H110ZM115 150H117V148L115 149ZM120 150V151H121ZM126 150H128V149H126ZM142 150V149H141ZM156 150H159V149H157L156 148ZM209 150V149H208ZM224 150H226V149H224ZM224 150H223V152H224ZM228 150H230V149H228ZM3 151H5V150H3ZM8 151V150H7ZM21 151H23V150H20V152ZM31 151V150H30ZM32 151H33V148H32ZM54 151H58V150H54ZM73 151V150H72ZM71 151V152H72ZM78 151V150H77ZM105 151V150H104ZM234 151V150H233ZM0 152H1V150H0ZM6 152V151H5ZM9 152V151H8ZM26 152H28V150L26 151ZM25 152V153H26ZM42 152V151H41ZM53 152V151H52ZM70 152V153H71ZM80 152V151H79ZM92 152H94V151H92ZM154 152H156L155 154H154ZM179 152V151H178ZM181 152V151H180ZM179 152V153H180ZM207 152V151H206ZM229 152H231V151H229ZM236 152V151H235ZM234 152V154H236ZM2 153V152H1ZM208 155H209V157L210 156H212L214 159H217V158H222L221 156H223V155H221L220 156V154H222V151H221V149L219 148V147H213V148H211L209 151H208ZM231 153H233V152H231ZM231 153H228V154H231ZM22 154V153H21ZM26 154H29V153H26ZM71 154H73V153H71ZM71 154H70V156H71ZM74 154H76V155H78L79 156V154L78 153H75L74 152ZM98 154V155H97ZM105 154V155H106ZM239 154V153H238ZM245 155H246V153H244ZM81 155V154H80ZM207 155V156H208ZM232 155V154H231ZM230 155V156H231ZM245 155H242V156H239V155H237V156H234V157H238V159L239 160H243V161H245V160H247L248 161V159L249 160H251V158L250 157H247V156H245ZM74 156V155H73ZM205 156V155H204ZM227 156H229V155H227ZM233 156V155H232ZM26 156H23L22 155V158H25ZM32 153H31V155L29 154V156H28V158H27V164H28V166L31 168L33 165H31L33 162V160H32ZM77 157V156H76ZM103 157V156H102ZM146 157H148V160L149 159H151V161L149 160L148 162H153L154 160H152V159H156L155 161L156 162H153L152 164V166H148V162H146L145 161V159H146ZM224 157V156H223ZM34 158V157H33ZM105 158H109V156L107 157V156H105ZM178 158V159H177ZM204 158V157H203ZM254 159H255V157H253ZM26 159V158H25ZM100 159V160H99ZM205 159H208V157H206ZM204 159V160H205ZM225 159V158H224ZM253 159V160H254ZM72 160V161H71ZM90 161V160H92V161H94L96 164H98L99 166H96V164H94L96 167H99V168H97V169H95V170H92V171H89V170H86V169H88V167H87V165L86 164H88V163H86V162H84V163H86V164H83V162L82 161ZM103 160H105L104 159V157H103ZM102 160V161H103ZM204 160H201L200 159V162H198V163H195V164H192L193 166H192V171L194 172V174H199V173H201V172H216V175H218V176H222L223 177V175L222 174H224L223 172L224 171H226L227 169H229V167H231V166H228L227 164H225V165H227V169H226V166H223L222 164H220V163H217V165L218 164H220V165H222V167H225V169L226 170H221L222 169V167H217V166H215L214 164V166L211 164H209V165H207L206 163H205V161ZM209 160H211V158H209ZM218 161H216V162H220V161H222L221 159H217ZM220 160V161H219ZM238 160V161H239ZM20 161L21 162H24L23 164H21L20 163ZM102 161H100L101 163H102ZM212 161V160H211ZM36 162V161H35ZM43 162V161H42ZM71 162H73L74 164H77L78 166H77V168L78 169H82V171L83 172H81L80 170V174H78L79 176H75V175H73L72 174V170H70V167H69V165L71 164ZM94 162H92V163H94ZM105 162H106V160L105 161H103V163L105 164ZM37 163V162H36ZM91 163V162H90ZM91 163V164H92ZM114 163V164H115ZM147 163V164H146ZM211 163V162H210ZM26 164V165H27ZM74 164H72L73 165V167H75L74 166ZM151 164V163H150ZM179 164V163H178ZM187 164V163H186ZM21 165H24V167L22 168V170L20 171V168H21ZM40 165V164H39ZM53 165H55V168H57L56 167V164H54L53 163ZM86 165V166H85ZM94 165H91V166H93L94 167ZM106 165H107V163H106ZM110 165H112V164H110ZM109 165V166H110ZM184 166H185V164H183ZM38 166V165H37ZM41 166V165H40ZM43 166V165H42ZM42 166L41 167H39V168H33V169H36L35 171H33V172H35L37 175L39 174L40 176H42V174H43V169L44 168H46L45 166H43V169H42ZM60 166H61V168H60ZM103 166V165H102ZM189 166V165H188ZM54 167V166H53ZM79 167H81V168H79ZM106 167V166H105ZM108 167V166H107ZM186 167V166H185ZM184 167V169H186ZM191 167V166H190ZM250 167V166H249ZM252 167V166H251ZM256 167V166H255ZM91 168V167H90ZM95 168V167H94ZM93 168V169H94ZM108 168V169H109ZM180 168V167H179ZM188 168V167H187ZM217 168H220L219 169V172H220V170H221V174L219 173H217ZM68 169V170H67ZM111 169H112V171H111ZM250 169H252V168H250ZM254 170L253 171H250L249 173L246 171L245 173H248V174H250V173H253V172H256L255 170H257V169H255V168H253ZM49 170V169H48ZM69 170H70V172L71 173H69ZM104 170V169H103ZM187 170H191V169H186L185 171L187 172ZM75 171V170H74ZM105 171V170H104ZM108 171V170H107ZM241 171H243V170H241ZM48 172V171H47ZM258 172V171H257ZM31 173V172H30ZM77 173H78V171H77ZM105 173V172H104ZM125 173H127V174H129V177L133 180V182L134 183H132V185L134 186V191H132V192H135V195L134 194H129V190H130V187L128 186V184L125 182V180H128V179H125V177H127V176H125V175H123V174H125ZM183 174V172H181L180 171V173H178V174ZM32 175H34L33 173H31ZM35 174V175H36ZM75 174V173H74ZM171 174V175H170ZM176 174V173H175ZM189 174V173H188ZM254 174V173H253ZM259 173H257V175H258ZM48 175V174H47ZM46 175V176H47ZM122 175L123 176H125V177H123V180H120L119 181V179H121L122 178ZM201 175V174H200ZM199 175V176H200ZM211 175H213V174H211ZM210 174L209 175H205V176H211ZM225 175V174H224ZM26 176H28L27 178H26ZM49 176H50V174H49ZM205 176L203 177V178H205ZM217 176V177H218ZM238 176H243V174L241 173V175H239L238 174ZM237 176V177H238ZM36 176H34V178H35ZM37 177H39V176H37ZM93 178V180L96 182V184H100V185H102V187L104 186V188L105 187H107L106 185H108L107 184V182L109 183V181H111L110 179H112L113 178V180L115 181V179H117V181H115V182H118L119 184H120V187H121V190H122V192H121V194L119 195V199H121V201H124V202H126L127 203V205H128V203H130V204H132V202H137V201H135V200H137V199H135V198H138V199H140L141 198V200H139V201H142V202H140V204L142 205V203H143V205L145 206L144 208H142L143 209V211H139V210H133V214H132V216H134V219H132V217H130V212L131 211H127V210H125V208H124V218L122 219V218H120L118 215H116V213L111 209V211H113L114 213H111L110 212V210H109V212H110V214H106L104 211H103V209L105 208V207H103L104 205H106V203L108 204V203H111L112 202V200L114 199H110L109 198V195H106V194H104L103 195V193H101V191H99L98 189H99V187L96 189V188H94V186L92 187V185L90 186V185H85V183L87 182L88 183V181L90 182V178ZM174 177V176H173ZM173 177L172 178H170V179H173ZM258 177V176H257ZM20 178H18L19 180H20ZM26 178V179H25ZM50 178V177H49ZM115 178V179H114ZM130 178H129V180H130ZM200 178V177H199ZM224 178V177H223ZM254 178V177H253ZM261 177H259V179H260ZM39 179V178H38ZM48 179V178H47ZM46 179V180H47ZM52 179V178H51ZM90 179V180H89ZM125 179V180H124ZM201 180H204V179H202V177L200 178ZM255 179H257V178H255ZM36 180V179H35ZM174 180V179H173ZM205 180H207V179H205ZM215 180V179H214ZM258 180V179H257ZM261 180V179H260ZM38 181V180H37ZM212 181V180H211ZM39 182V181H38ZM41 182V181H40ZM132 182V181H131ZM212 182H214V181H212ZM259 182V181H258ZM261 182H264V179H263V181H261ZM205 183V182H204ZM211 182H209V184H210ZM215 183V182H214ZM260 183V182H259ZM61 184V185H60ZM91 184H92V182H91ZM178 184V185H179ZM201 184H202V182H201ZM206 184H208V183H206ZM95 185V184H94ZM162 185H164V186H166V187H168V188H161V186ZM175 185H177V184H175ZM251 186V184H247V186ZM263 185H264V183H263ZM263 185H260V187L259 186H256V185H254L253 184V187L252 188H255V187H258V188H260V190L262 189V186ZM18 187V192H16V194H15V191H16V188L15 187ZM96 186V185H95ZM204 187H205V185H203ZM212 186H213V184H212ZM97 187V186H96ZM109 187V186H108ZM182 187H184V188H182ZM208 188H209V185L207 186ZM246 187V186H245ZM244 187V188H245ZM169 188H172L173 190H175V192H173V191H171ZM28 189H29V187H28ZM107 189V188H106ZM117 189H119V188H117ZM163 189H168V190H170L171 191V193H170V191H169V194H168V192L167 193H165L164 194V191H163ZM180 189V190H181ZM212 189H213V187H212ZM245 189H247V188H245ZM167 190V191H168ZM185 190H187V189H185ZM184 190V191H185ZM200 190H202L204 193H206L205 194V196L207 197V198H209V199H211V201H212V203H214V202H217V201H221V203L220 204H223V205H225V206H227V207H229L230 206V204H231V202L230 201H228V199H223L222 197H218V196H216L215 194L213 195L212 193H211V191L209 190V189H205V188H203V189H200ZM119 191V190H118ZM257 192H258V189L256 190ZM104 192V191H103ZM117 192V191H116ZM213 193H215V192H213ZM168 194V195H167ZM24 195V196H23ZM186 195H189L188 194V191H187V193H186ZM118 196V195H117ZM247 196V195H246ZM24 197V198H23ZM174 197H176V195L174 196ZM181 198V197H180ZM179 198V199H180ZM190 198V197H189ZM88 201V202H90L91 203V205L93 206V205H95L96 207L95 208H97V210L96 211H93V210H91L92 208H90V210H85V207L83 206V204H85V202L84 201H86V200ZM177 200L176 199V202L177 203H175V205L177 206L178 205V207H180L181 208V206L182 205H180L179 206V202H180V200ZM241 199H242V197H241ZM111 200V201H110ZM240 200V199H239ZM13 201V203H11V204H15V205H18V207H16V208H18L19 209V211H18V221L16 222V223H14L13 222V224H11V213L13 212V215H15L14 214V211H13V209L15 208V205L14 206H10V202H12ZM244 201V200H243ZM87 202V203H88ZM114 202V201H113ZM124 202H122V203H124ZM175 202V201H174ZM186 202V201H185ZM252 202V201H251ZM83 203V204H82ZM250 203V202H249ZM254 203H255V201H254ZM138 204V202L136 203V205ZM157 205L159 208H160V211H161V214L159 215V216H157V214H154L153 212H151L150 211V206H152V205ZM172 204H173V202H172ZM195 204V203H194ZM112 205H114V203H112ZM121 205V204H120ZM120 205L118 204V208H120ZM154 205L152 206V207H154ZM206 205H202V206H206ZM246 205V204H245ZM253 205V204H252ZM133 206H135V205H133L132 204V207ZM170 206L172 207V208H170ZM187 206V205H186ZM201 206V205H200ZM91 207V206H90ZM107 207V206H106ZM115 207V206H114ZM113 207V208H114ZM126 207V206H125ZM128 207V206H127ZM131 207V208H132ZM252 207V206H251ZM88 208V207H87ZM103 208V209H102ZM129 208V207H128ZM136 208H138V207H135L134 209H136ZM158 208V209H159ZM89 209V208H88ZM110 209V208H109ZM122 209V208H121ZM141 209V208H140ZM184 209V208H183ZM129 210V209H128ZM130 210H132V209H130ZM179 211H181V209H178ZM196 210V211H195ZM234 210V209H233ZM123 211V210H122ZM117 212V211H116ZM235 212L237 213V212H239V210H236L235 209ZM243 212V211H242ZM160 213V212H159ZM158 213V214H159ZM248 213V212H247ZM253 213V212H252ZM118 214V213H117ZM238 214V213H237ZM240 214H243V213H240ZM240 214H239V216H240ZM12 215V216H13ZM244 215H245V213H244ZM252 215V214H251ZM16 216V215H15ZM14 216V217H15ZM255 216V215H254ZM17 217V216H16ZM168 217H171L172 219H173V221H175L174 223H176V224H178V225H176V227H179L177 230H175V233L173 232V233H169V231H167V229H162L161 228V226L160 225H163L162 223H163V220H165V219H167ZM110 218V220H112V219H117V222H116V224L112 227H109L108 226V224H107V220ZM128 218H130V219H132V220H130V219H128ZM213 218H216L214 221H212V222H209L208 220L209 219H213ZM195 219H200L199 221H196L195 222ZM14 221V220H13ZM112 222V221H111ZM110 222V223H111ZM109 223V224H110ZM114 223V222H113ZM113 223H111V225L113 224ZM21 225H22V227H21ZM175 225V224H174ZM6 227H8L9 229L11 228L12 229V231L11 232H13L14 233V235L15 234H18V236L16 237V238H12V237H9V239H11V242H8V241H10V240H5V238H4V236L5 235H9V233L8 234H6L7 233V229H6ZM10 229V230H11ZM245 230H241V228H240V231H247L246 230V228H244ZM144 230H146V232L144 231ZM191 230V231H192ZM116 232H119V233H121L122 235H124V238H123V240L121 241L124 245L122 246V247H118L117 245H116V241H115V239L113 238V235H115V233ZM238 233V232H237ZM236 233V234H237ZM241 233V235L243 236V235H246V234H242V232H240ZM234 235H235V233H233ZM232 234V235H233ZM11 235H13V234H11ZM11 235H9V236H11ZM234 235H233V237H234ZM119 236H121V235H119ZM236 236H238V234L236 235ZM250 236H252V235H250ZM6 237V236H5ZM244 237H246V236H244ZM243 237V238H244ZM242 237H241V239H243ZM254 238V237H253ZM16 239V240H15ZM259 239V238H258ZM227 240V239H226ZM231 240V242H227L228 244H224V248L223 247H216V248H211L209 251H206L205 253H203L202 252V254H204L203 255V257H200V258H198V254L195 256L194 254H186V255H184V254H181V255H179V256H181V260H180V262L181 261H183V260H185L186 258H189L190 260H191V262L193 263V264H226L227 263V260H229V259H224V256H222V254H221V251H224V249L226 250V251H228L229 253H230V263L232 262V263H236V264H240V262H241V264L243 263V260H242V257H241V255H239L240 254V248H239V245H238V243L236 242V239L234 238V239H230ZM240 240V239H239ZM238 240V241H239ZM248 240L250 241L251 240V238H248ZM248 240H242L241 242H243V243H247V242H249ZM125 241V242H124ZM200 241V240H199ZM204 240H202V242H203ZM19 242V243H18ZM120 242V243H121ZM143 242L141 243V244H143ZM200 243H201V241H200ZM216 243H218V239L216 238V242L215 243H213L212 245L213 246H215L214 244H216ZM245 243V244H246ZM140 244V245H141ZM181 244V245H180ZM23 245H24V243H23ZM120 245H122V244H120ZM169 245V244H168ZM203 245V246H202ZM238 245V246H237ZM21 247H22V244L20 245ZM209 246H210V244H209ZM205 247V246H204ZM244 247H245V245H244ZM25 248V247H24ZM162 248V247H161ZM178 248V247H177ZM208 248V247H207ZM207 248H204V249H207ZM23 249V248H22ZM28 249H30V248H28ZM152 249V248H151ZM19 250V249H18ZM179 250V249H178ZM20 251V250H19ZM140 251V250H139ZM150 251H152V250H150ZM181 251V250H180ZM193 251V250H192ZM260 252H261V249H257L256 251L255 250H253V251H251L250 252V255L252 256V257H254L255 259H256V257L257 256H259L260 255ZM151 253V252H150ZM153 253H156V252H154L153 251ZM179 254H180V252H178ZM194 253V252H193ZM12 254V255H11ZM17 254V253H16ZM119 254V255H118ZM120 254H122V255H120ZM149 253H146L145 255H148ZM201 254V253H200ZM241 254H242V252H241ZM137 255V254H136ZM151 255V254H150ZM156 255V254H155ZM158 255V254H157ZM144 256V255H143ZM154 256V255H153ZM200 256V255H199ZM206 256H209V257H206ZM140 257V256H139ZM147 257V259L148 258H150L151 259V256H146ZM156 257V256H155ZM158 257V256H157ZM156 257V258H157ZM240 257H241V259H240ZM143 258V257H142ZM202 258V259H201ZM15 259V258H14ZM123 259H125V263H120V261H122ZM141 259V258H140ZM140 259H138V260H140ZM159 259H160V257H159ZM259 259V258H258ZM136 260V259H135ZM134 260V261H135ZM152 260L154 261V263L153 264H157L156 263V259L153 257L152 258ZM201 260V261H200ZM259 261H260V259H259ZM123 262V261H122ZM140 264H144V263H142V262H140V261H138ZM137 262V263H138ZM143 262H145V261H143ZM148 262H151V261H148ZM160 262H162V260L160 259ZM159 262V263H160ZM174 262V261H173ZM175 262H177V263H174V264H181L180 262H178L177 260L175 261ZM239 262V263H238ZM190 263V261L188 262V264ZM260 263V262H259ZM0 264H2L1 262H0ZM145 264H150V263H145ZM184 264H186V263H184ZM263 264H264V262H263Z\"/></svg>",
  "mask_w": 264,
  "mask_h": 264
}]
</instances>
